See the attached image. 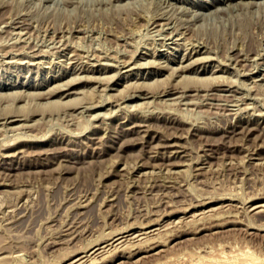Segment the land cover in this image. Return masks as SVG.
<instances>
[{
  "label": "rangeland",
  "instance_id": "374dc122",
  "mask_svg": "<svg viewBox=\"0 0 264 264\" xmlns=\"http://www.w3.org/2000/svg\"><path fill=\"white\" fill-rule=\"evenodd\" d=\"M62 1L65 2L66 0ZM62 1L0 0V88H2L0 89V120H4V122L0 121L1 128L3 127L4 123V128H2L0 132V168L2 169L0 170L3 172L2 173L0 171V264H54L55 262V264H64V262L68 264L70 261H72V257L74 260V257H77L78 255H80L82 258L80 259L81 261L79 260L75 262L76 264H78V262H82L79 264H264V230L262 229V226L264 228V210L260 211V209H264V140H261L264 139V54H261L264 53V15H262L264 13V11L262 13V9L264 8V0H262V2L261 0H253L255 3L257 2L256 4L252 0L250 1V4L248 0H239L241 6L239 5V2L237 0H221L222 2L219 0H129L131 2H129L128 0V2L126 0H75L74 2L67 0L65 3ZM195 2H197V5ZM226 2L233 7L228 6L229 9L225 8L226 11L223 12L225 10L224 7H227ZM246 2L250 6L246 5ZM230 3H234V5H231ZM259 3H263V5H259ZM257 4L259 7L257 6ZM217 5L219 10L221 7V10H224H220L219 12V10H217ZM235 5H237L238 7H235ZM206 6L208 9L205 8ZM242 6L245 9V6H247L248 8L244 10ZM261 6L263 8H261ZM232 8L234 9L232 10ZM238 8H242L243 11L240 10L239 13ZM192 9H195V12ZM209 10L213 13H210ZM227 10L229 11L227 12ZM255 10L259 12L258 14L260 15V19L259 16H256L258 14L255 12ZM217 11L219 12V14ZM250 11H252L251 13H253V18L256 17L254 18V20L259 19V22L258 20L255 21L258 23L254 22V24H252L254 20L251 19L252 17L250 16ZM242 14L244 15L243 17H241ZM245 14H248L249 18L248 15L246 16ZM157 16L159 17V19L157 18ZM167 17L170 19H167ZM240 17L243 18V21L242 19H239ZM244 17L245 19H247L245 20ZM9 19H16V21L13 20V22ZM148 19L149 21L153 19L152 21L154 22H149ZM17 20L19 22H17ZM169 20H171L172 23L171 21L169 23ZM249 20H253L251 24L247 22ZM8 21L10 23H8ZM162 21H164V27L165 25H167V28L165 27L164 29L165 31L167 30L168 33L164 32L163 26L161 27L162 24L159 25ZM242 26L244 27L242 28ZM254 26L257 27V29L254 28ZM19 27L21 28L19 29ZM158 27L163 30L162 32H159V35L161 36L157 35V32L161 31ZM72 28H74V30ZM60 29L63 30L61 31ZM79 29L82 31H79ZM14 30H16V33ZM176 30L181 31L177 32ZM241 30L243 31V33L241 32ZM12 31H14V33ZM63 32L64 34L62 35ZM249 33H251V35ZM20 34H23L24 37H22ZM188 34L191 35V38ZM164 35L166 39L164 38ZM259 35L261 38L259 37ZM193 36L195 39L193 38ZM15 37L16 42L14 43L13 41H15ZM177 37L180 38L178 39ZM184 37L190 39H188V41L186 40L187 42H185ZM258 37L260 38V40L262 39V42L259 41ZM202 38L206 41H204ZM189 40H191V42ZM195 40H197V42H195ZM202 41L208 43L204 46V44H202L204 42ZM255 42L259 43L255 44ZM233 44L235 45L234 47ZM254 44L258 48L260 53L254 46ZM185 45L187 46L186 48ZM245 45H248L250 47L247 46V49ZM239 46L240 49H242V47H245L244 49H242L241 53ZM205 47H207L206 50H204ZM231 47L232 49H230ZM177 48L180 53L177 51ZM180 49L183 50V53H185L188 49L190 50L183 54L182 50ZM229 49L231 51H228ZM249 49L251 51L255 49L256 51L250 52ZM156 50H158L159 52H156ZM72 51L74 53H72ZM192 51H197L200 54ZM210 51H214L215 53ZM147 52L151 54H148ZM70 53H72V55L74 56H72ZM194 53L199 58H202L203 56V58H205V56L207 55H209L207 56L209 58L206 57L207 59L205 60L202 58L204 61L202 59V61H200L198 60V57L195 58L196 55ZM228 53L231 56H229ZM232 53H235L236 55L234 54V56ZM27 54L30 55V58ZM31 54L33 56H31ZM78 54L79 56H77ZM243 54L244 56H246V58L243 56ZM246 54H249V59L247 58ZM250 54L252 55V58H254L253 56L255 54L254 59L256 60L252 59ZM259 54H261L262 56ZM66 55L69 56H67V58L69 59H66ZM181 55L182 57H180ZM199 55H201L202 57ZM210 55L213 56V58L211 57L212 59L210 58ZM219 55L222 57H220ZM152 56L155 63H153L154 61ZM215 56H217V59ZM218 56L220 58H218ZM224 56H226L225 59ZM75 57H78L79 61L75 60ZM84 57L86 59H84L85 61H83L82 59ZM230 57H232V60ZM93 58L94 61H92ZM122 58H124V60L126 59V62L128 63H126L125 61H119L123 60ZM128 58H131L133 61ZM182 58L184 60L181 61L180 59ZM194 58L195 60H193ZM72 59H74V61ZM107 59L110 61H108ZM134 59L138 60L136 61ZM151 59L152 63L151 65H149ZM189 59L191 65L187 61ZM219 59L222 60L220 61V64L218 63ZM226 59L227 61L223 62ZM114 60L118 62L116 63ZM196 60L197 62H195ZM69 61L71 64L69 63ZM102 61L105 63L108 62L107 65L101 63ZM138 61L140 62L138 63L140 66H133V64ZM142 61H145L147 63L149 62V64L147 65V63L144 62V66L142 64ZM164 61L165 64H169L165 66ZM66 62L68 63L66 64ZM94 62L97 63L93 65ZM110 62H113L114 67L113 64L109 65ZM121 62L123 65L121 64ZM198 62L200 65L198 64ZM250 62L251 64L253 63L252 68L250 66ZM86 63L87 65L89 64L90 67H87ZM159 63L161 66H159ZM185 63L189 64H186V69L188 70H185ZM233 63H235V65ZM246 63L248 65L247 67ZM259 63L261 64L259 65ZM129 64L134 68H130ZM155 64L157 65V67H155ZM163 64L164 67L162 66ZM78 65H80L81 68ZM176 65L178 66V68L176 67ZM171 66L173 67L172 70L176 67L178 71L174 69L173 73H171L172 70L171 72H169L168 70L171 69ZM213 67H216L215 72ZM97 68L98 70H100L97 71ZM124 68L127 69L125 70ZM193 68L197 69V71L193 70ZM205 68L208 70H205ZM237 68L239 69V73H237L236 71L238 70ZM63 69L69 71H63ZM117 69L118 71L116 72ZM240 69L243 71H241ZM73 70L76 72H74ZM224 70L227 72H225ZM248 70L250 71V74ZM137 72L139 75L137 74ZM193 72H195L196 74ZM111 73L112 75L108 76V74ZM182 73L188 75H183V77H180L182 76ZM216 73L224 75H222V77L220 75H216ZM236 73L238 76L236 75ZM78 74L81 77L79 76L75 80V78L73 77H76V75L78 76ZM91 74L94 78H92ZM95 74L99 77L103 75V80L106 77L104 83L103 80H101V77H96V79ZM190 74L191 76H195L191 77L189 76ZM225 74L226 76L228 75V79H224ZM82 75L87 76V78L84 76L82 78ZM215 75L219 78L217 77L214 79V77H216ZM71 76H73V79L70 78ZM187 76L190 78H187ZM204 76L208 77L205 78ZM209 76L212 79L209 78ZM110 77H113L112 81ZM177 77L178 79L180 77V81L182 79L183 80L179 82L177 80ZM79 78H81L82 80ZM85 78L88 80H84ZM172 78H174L175 80ZM197 78H200V82L201 80H204L202 81L204 82V84H202L201 82L202 85H195V83H197L198 81ZM252 78L258 79L254 80ZM69 79L74 83H70L71 81ZM108 79L110 80V82ZM206 79H211V81L209 82H212L214 79V81L212 82L213 84H209L208 80L206 81ZM65 80L69 81L68 87H66L67 84L65 82L67 81ZM192 80L195 82H192ZM216 80L217 82L220 81L219 83H217L218 85L214 84ZM61 81L66 86L62 83H59ZM175 81H178L180 84L178 82L176 83ZM199 81L197 84H200ZM256 81L260 84L258 83L257 85V83H255ZM81 82H84L85 84ZM171 82H174V84L176 83L177 85L181 86L177 88V85H175L174 87V84L170 85L172 84ZM190 82H192V84L189 87ZM252 82L254 83V85ZM4 83H6L7 85ZM37 83H39V86ZM55 83H58V85L60 84L61 86L59 87H63L64 89H59L58 86H52V84L56 85ZM187 83L188 88L186 86ZM205 84L206 86H204ZM140 85L143 86L141 87ZM163 85L166 86L163 87ZM133 86H137L136 91L134 90L135 88H133ZM145 86L147 89L143 88ZM184 86L188 90L183 88ZM201 86H204L205 88L208 86L207 88L209 89H205ZM48 87L51 89L50 91ZM51 87H53L54 90ZM101 87L105 88H102L101 90ZM116 87L119 90L116 91ZM154 87H157L156 89H161L162 87L163 88L161 91L156 89H154V91L152 89L151 91L150 88ZM198 87H200V89ZM81 88L83 89V92H81ZM174 88L177 89L175 90ZM179 88L185 89L186 91H180ZM192 88H195V90ZM197 88L198 90L196 92ZM230 88L232 91L230 90ZM79 89L80 91H78ZM163 89H165V91ZM44 90H48L47 93L45 91L46 94L44 93ZM64 91L68 94H65ZM69 91H71L72 93ZM149 91L151 92V94L149 93ZM163 91L165 94L163 93ZM187 91L190 94L194 92L193 94L195 95L193 96V94H191V96ZM17 92L18 94L16 95ZM39 92L43 93V95L41 94V96ZM143 92H146L147 95L150 94L148 98L146 97L147 95L145 96ZM177 92H180L181 94ZM195 92L198 94V96H200L196 99V101L194 100L195 102H193L192 100L197 97V94ZM36 93H38V95ZM48 93H51L52 95H48ZM63 93L68 97H64ZM110 93L113 94L110 95ZM115 93H117V95H114ZM127 93L130 94H128L129 97H127ZM132 93H135V95L131 96ZM167 93L170 98L167 96ZM176 93L177 96L174 97ZM221 93H223V96ZM44 94L47 97H45ZM184 94L185 96H183ZM13 95L16 96L13 97ZM143 95L144 98H142ZM54 96L60 100L56 99ZM71 96L75 98L77 97V102H75V98V101L72 100L73 98L71 99ZM108 96L115 102L107 99ZM220 96L222 99L220 98ZM59 97H62V101ZM189 97L191 98L192 102H188L190 101ZM201 97L203 100L201 99ZM180 98H182V100ZM49 99L50 101H45ZM68 99L70 100L69 105L67 103L68 101L65 102V100ZM144 99H146V103ZM174 99L176 100L174 101ZM183 99L185 100V102ZM51 100L53 102H55L56 100V102L52 103ZM172 100L174 103H171ZM116 101L119 102L116 103ZM142 101H144V103ZM219 101L222 104L218 103L217 105L216 102ZM222 101H225L226 103H223ZM58 102L59 104H57ZM138 102L142 103L139 104ZM236 102L239 104V107L237 106L238 104ZM121 103H123L124 105H122ZM75 104L78 105V107H76ZM93 104L94 107L92 106ZM248 104L250 108H247ZM62 105H64V108L62 107ZM118 105L124 107H120V109L118 108ZM66 106L68 107V109ZM69 106H71L72 108H70ZM85 106H87V109ZM112 106H114L116 110L118 108L119 111H115V108ZM125 106L126 108L128 107V109H125ZM132 106L136 108L134 109V107L132 108ZM251 106L253 109L251 108ZM80 107L84 108H82L83 113H81L82 111ZM137 107L141 110H137ZM69 108L73 110V112ZM12 109L16 110L12 111ZM123 109H125L126 111ZM246 109L248 110V112ZM57 110H60L61 112H57ZM62 110L65 112L66 110H69L70 112L67 111L68 113L66 112V115ZM108 110L110 111L108 112ZM111 110H114V112H112ZM233 110H235V112H233ZM251 110L255 111H253L252 113ZM4 111H6V114H10H7L8 116H6ZM19 111H21L22 113ZM167 111L171 112L168 113ZM228 111L230 114L228 113ZM237 111H239L241 114ZM12 112H15V115L11 114ZM33 112L34 114H32ZM91 112H95L96 114L101 116L98 117V115H95V113L93 114ZM175 112H177L178 114L176 115ZM250 112L253 115L250 114ZM23 113L25 115H22ZM29 113L30 115H28ZM235 113L237 114V116H235ZM142 114L143 116H141ZM231 114L234 115L231 117L232 119L228 117L229 115L231 116ZM94 115L96 117L92 119ZM112 115L116 116L113 117ZM119 115L120 117L122 116L120 119ZM3 116H6V118ZM20 117H23V120ZM30 117H32V119H30ZM168 117L171 119H169ZM174 117L175 120L173 119ZM227 117L229 118V120L227 119L228 121H226ZM27 118H29V120ZM127 118L128 120L126 121ZM233 118L235 120L236 118L238 119L235 121ZM247 118L248 120H246ZM7 120H9L10 122ZM179 120L183 121V124ZM139 121H141L142 123ZM169 121L173 122L171 123ZM176 121H179L180 124L179 122L177 124ZM18 122H20V126L16 124ZM22 122L25 126L21 124ZM131 122L135 124L131 125ZM234 122L237 125H235ZM27 123L28 125H26ZM139 123L140 126L138 127ZM145 123L147 124L148 129L145 126ZM188 123L191 124V127H189L190 125ZM226 123L227 127L225 126ZM254 123L259 126L255 125ZM186 124H188V128H186ZM195 124H200L202 126H196ZM246 124H249V127L251 126L250 128L253 129L250 132L252 134H249L251 135V137H249L248 134H237L232 131V129H234L236 126L238 127V130L240 128H249ZM133 125L134 127H132ZM7 126L9 128H7ZM14 126L20 127L24 132L21 131L22 133H20L21 129L18 130L19 128L16 129V127ZM23 126L24 128H22ZM125 126L126 131L124 128ZM224 126L230 130H227ZM217 127H219L220 129H218ZM230 127L233 128L231 129ZM257 127L258 129H256ZM5 128H7L8 131ZM10 128H13V131ZM132 128L136 129L133 130ZM130 129L133 130V132H129L131 131ZM5 130L7 131V133ZM119 130L123 137L121 136ZM226 130L228 133L226 132ZM15 131L17 132L15 133ZM137 131L141 135H139ZM142 131H147L149 133L146 132L145 135V132L142 134ZM171 131L175 135H173ZM2 132L5 133V135H2ZM9 132L11 133V135L9 134ZM177 132L179 134H177ZM17 133L18 136L16 135ZM169 133L172 134V136ZM93 134L95 136L97 135V137L93 136ZM153 134L155 135V137H153ZM12 135L17 138H13L15 140V142L13 141L14 146L13 142L12 144H10L11 142H9L13 140ZM90 135L92 138L90 137ZM101 135L103 138L99 137ZM138 135L139 137H143L140 138L141 142ZM159 135H161V137ZM131 136L133 137L131 138ZM244 136L245 139H243ZM247 137L248 140L246 139ZM113 138H115L116 140L114 139V141H112ZM149 138L152 140H150ZM100 139L101 141H104V143H102ZM135 139H138V141L136 142ZM150 141L152 144L150 143ZM252 141L255 143V147L257 148L253 147L254 143ZM260 141H262L261 143L263 144H260ZM160 142L161 145H164L165 142L169 143L171 147H161ZM173 142H177V144ZM244 142H246V144H249V146ZM18 144L20 148L17 146ZM137 144L139 145V147ZM63 145L67 146H65L66 149ZM244 145L246 146L243 147ZM5 146H13V148H8ZM52 146H56L55 149ZM71 146L73 150L70 149ZM47 147H50L51 149L49 148L45 150ZM154 147H156L160 152H157V149H155ZM252 147L255 151L252 150ZM52 148L53 150H55V153H53L54 151H52ZM150 148H153V150L155 149L157 153L155 152V150H150ZM14 149L15 151L18 149L16 151L17 153L13 151ZM43 149L48 153L44 152ZM56 149L60 151L58 152L57 150L56 152ZM64 149L68 152H65ZM99 149L104 150L100 151ZM173 149L175 150V152L172 151ZM41 150H43L42 154L40 153ZM163 150H165L166 152H164ZM168 150L169 153L167 152ZM3 152L6 153L4 154ZM71 152H73V154ZM154 152L159 155L157 156ZM176 152L177 155L175 156ZM60 153H62L63 155H61ZM64 153L68 154V156ZM47 154L49 155L46 156ZM146 154H148L149 157ZM150 154L152 155V159H150ZM169 154L171 155V158L169 157ZM153 155L155 156V158ZM62 156L65 157L63 158ZM73 156L74 159L77 160H74L72 158ZM161 157L164 159L162 160ZM65 158L66 161H64ZM167 158L169 160H167ZM70 159H73V161H70ZM114 159L115 162L113 161ZM157 160L160 162H158ZM170 160L173 162V165L171 164ZM61 161L64 162L59 163ZM168 161H170L169 163L171 166L168 164ZM152 162H154V164ZM174 162H178L179 164L175 165L176 163ZM42 163L47 164V166ZM50 163H52L53 165ZM157 163H159V165ZM166 164H168L169 166ZM196 166L200 167L201 170H196ZM167 167H170V169H167ZM54 171H58V173H54ZM59 171H61V173ZM201 171L202 173H200ZM56 174L60 175L57 176ZM158 174L160 175L159 177ZM163 177L168 181L169 185L166 183L167 181L164 180ZM150 181L152 182L150 183ZM153 181L155 183L157 182L156 184H160L156 185ZM147 183L148 186L146 185ZM164 183L168 185V187L164 185ZM16 196L19 199H17ZM29 198L31 199L28 200ZM10 202L12 203L10 204ZM15 202H17L18 204H15ZM75 203L77 204L73 208L72 206H74ZM25 204L27 208L29 207V209L26 208ZM78 204H82L80 205V208ZM16 205H18L17 209H15ZM8 206L10 207V209H8ZM2 207L4 208L2 209ZM83 209L84 211H82ZM9 210L12 211L10 212ZM1 211H3L4 213ZM19 211H21L23 215L21 214V212L18 213ZM16 213L21 215L18 216V214ZM9 216L10 218H8ZM9 219L12 220V222H8L7 220ZM13 219L15 223L13 222ZM141 220L146 222L145 225L142 224ZM138 222L140 226H138ZM148 222H150V224ZM130 224L132 229H130ZM132 224L133 226H135L133 227ZM144 230L146 232V235L142 233L141 237H139L142 240L143 238L146 239H144L142 243L140 239H137L142 246L137 243L138 241L135 242L136 240L130 239V237L133 236V232H144ZM116 235H118V237ZM114 236L116 238H114ZM145 236H147L149 240ZM150 237L152 238V240H150ZM117 238H120V240L118 241ZM102 239L105 240L103 241ZM115 240L116 242L118 241V244H116ZM147 240L148 242L151 241V244H146ZM120 241H122L124 244L120 243ZM132 242L133 244L137 243L138 245L134 246ZM91 244L93 246H91ZM128 244H131L130 246L134 247L135 249L131 248ZM117 247H120L119 250L117 249ZM136 247L141 250H138ZM99 248L101 249L97 250ZM92 249L94 250L91 251ZM114 249L117 251H115ZM92 252L95 253L93 254ZM240 252H244V255L242 253L240 254ZM252 253H254V256L252 255ZM66 255L68 258L66 257ZM180 256L188 257L184 258L186 262H183L181 260L179 261V259L181 258L182 260H184L183 257ZM247 257H253L256 259H258L257 257H259V259L257 261L256 259L251 258L253 259L251 261ZM190 258H192L195 262ZM244 259H247V261H244ZM189 260L191 261L189 262ZM173 261L177 262L174 263Z\"/></svg>",
  "mask_w": 264,
  "mask_h": 264
},
{
  "label": "bare ground",
  "instance_id": "6f19581e",
  "mask_svg": "<svg viewBox=\"0 0 264 264\" xmlns=\"http://www.w3.org/2000/svg\"><path fill=\"white\" fill-rule=\"evenodd\" d=\"M61 1H62V0H61ZM66 1H67V0H66ZM66 1H65V2H66ZM68 1H69V0H68ZM70 1H71V2H74L75 0H73V1L70 0ZM76 1H77V0H76ZM116 1H117V0H116ZM119 1H120V0H119ZM126 1H127V0H126ZM128 1H129V0H128ZM128 1H127V2H128ZM168 1H170V0H168ZM172 1H173V0H172ZM174 1H175V0H174ZM180 1H182V0H180ZM205 1H206V0H205ZM219 1H221V0H219ZM219 1H218V2H219ZM228 1H229V0H228ZM228 1H227V2H228ZM233 1H234V0H233ZM237 1L239 2V0H237ZM250 1H251V0H248L249 4H250ZM252 1H253V0H252ZM254 1H255V0H254ZM254 1H253V2H254ZM62 2H64V1H62ZM65 2H64V3H65ZM129 2H131V1H129ZM166 2H167V1H166ZM186 2H188V1H186ZM198 2H199V1H198ZM200 2H201V1H200ZM207 2H208V1H207ZM214 2H215V1H214ZM221 2H222V1H221ZM227 2H226V3H227ZM238 2H237V3H238ZM241 2H243V1H241ZM253 2H251V3H253ZM261 2H262V0H261ZM67 3H68V2H67ZM67 3H66V4H67ZM163 3H164V1H163ZM174 3H175V2H174ZM191 3H192V2H191ZM195 3H196V5H197V2H195ZM202 3H203V2H202ZM211 3H212V1H211ZM211 3H210V4H211ZM224 3H225V1H224ZM246 3H247V2H246ZM254 3H255V2H254ZM256 3H257V2H256ZM256 3H255V4H256ZM68 4H69V3H68ZM71 4H73V3H71ZM170 4H171V3H170ZM193 4H194V3H193ZM200 4H201V3H200ZM207 4H208V3H207ZM207 4H205V5H207ZM210 4H209V5H210ZM219 4H220V3H219ZM230 4H231V3H230ZM240 4H241V3L239 2V5H240ZM242 4H243V3H242ZM261 4L263 5V3H261ZM261 4L259 3V5H261ZM171 5H172V4H171ZM209 5H208V6H209ZM212 5H213V4H212ZM214 5H215V3H214ZM221 5H222V4H221ZM231 5H234V3L231 4ZM246 5H248V3H247ZM190 6H191V5H190ZM192 6H193V5H192ZM222 6H223V5H222ZM228 6H229V7H233V6H230L229 3H227V7H224V6H223V7H224V9H225V8H228ZM236 6H237V5H235V7H236ZM240 6H241V5H240ZM248 6H250V5H248ZM252 6H253V5H252ZM254 6H255V5H254ZM257 6H258V4H257ZM171 7H172V6H171ZM195 7H196V6H195ZM199 7H200V6H199ZM202 7H203V6H202ZM219 7H220V6H219ZM237 7H238V6H237ZM245 7H246V9L248 8L247 6H245ZM258 7H259V6H258ZM193 8H194V7H193ZM200 8H201V7H200ZM203 8H204V7H203ZM205 8H207V6H206ZM213 8H214V7H213ZM217 8H218V5H217ZM242 8H244V7L242 6ZM242 8H240V9L238 8L239 11H238V10H237V11L240 13V10L243 11ZM255 8H256V7H255ZM255 8H253V9H255ZM261 8H263V7L261 6ZM207 9H208V8H207ZM211 9H212V8H211ZM211 9H210V10H211ZM215 9H216V8H215ZM221 9H222V7L220 8V10H221ZM224 9H223V10H224ZM228 9H229V8H228ZM233 9H234V8H232V10H233ZM246 9L244 8V10H246ZM259 9H260V8H259ZM263 9H264V8H263ZM263 9H262V13H263V11H264ZM192 10H193V9H192ZM194 10H195V9H194ZM194 10H193V11H194ZM200 10H201V9H200ZM210 10H209V12H210ZM212 10H213V9H212ZM217 10H219V8H218ZM220 10H219V12H220ZM223 10H221V11H223ZM248 10H250V9H248ZM203 11H204V10H203ZM214 11H215V10H214ZM225 11H226V9H225L223 12H225ZM228 11H229V10H227V12H228ZM194 12H195V11H194ZM211 12H212V11H211ZM211 12H210V13H211ZM215 12H216V11H215ZM217 12H218V11H217ZM219 12H218V14H219ZM223 12H222V13H223ZM227 12H226V13H227ZM244 12H245V11H244ZM244 12H243V14H244ZM246 12H247V11H246ZM251 12H252V11H250V13H251ZM255 12H256L257 14L259 13V12L256 11V10H255ZM212 13H213V12H212ZM241 13H242V12H241ZM260 13H261V11H260ZM163 14H164V13H163ZM201 14H202V13H201ZM243 14H242L241 17L244 16ZM159 15H160V14H159ZM159 15H158V16H159ZM164 15H165V14H164ZM239 15H240V14H239ZM245 15H246V14H245ZM247 15H248V14H247ZM247 15H246V16H247ZM262 15H264V13H263ZM158 16H157V18L159 19ZM250 16L252 17V18H251V17H250V18L253 19V20H254V18H256V17L253 18V13H251ZM256 16H259V19H260V15H259V14L256 15ZM195 17H196V15H195ZM241 17H240L239 19H242V21H243V18H241ZM151 18H152V17H151ZM153 18H155V17H153ZM165 18H166V17H165ZM248 18H249V15H248ZM257 18H258V17H257ZM10 19H11V18H10ZM10 19H9V20H10ZM149 19H150V18H149ZM149 19H148V21H149ZM167 19H170V18L167 17ZM194 19H196V18H194ZM244 19H245V17H244ZM246 19H247V18H246ZM246 19H245V20H246ZM259 19H256V20H258V22H259ZM261 19H262V18H261ZM7 20H8V19H7ZM13 20L16 21V19H13ZM13 20H10V21H13ZM18 20H19V19H18ZM18 20H17V22H19ZM146 20H147V19H146ZM152 20H153V19H152ZM152 20H150V21H152ZM245 20H244V21H245ZM253 20H252V21H253ZM256 20H254L253 23H252L251 20H249V21H247V22H249L250 24H251V23L254 24V22H255ZM150 21H149V22H150ZM170 21H171V20H169V23H170ZM250 21H251V22H250ZM6 22H7V21H6ZM13 22H14V21H13ZM20 22H21V20H20ZM146 22H147V21H146ZM149 22H148V24H149ZM152 22H154V21H152ZM157 22H158V20H157ZM165 22H166V21H165ZM258 22H255V23H258ZM260 22H261V21H260ZM8 23H10V22L8 21ZM11 23H12V22H11ZM167 23H168V22H167ZM171 23H172V21H171ZM241 23H244V22H241ZM154 24H155V23H154ZM161 24H162V25H161ZM163 24H164V21H162L159 25H161V27H162ZM17 25H19V24H17ZM17 25H16V27H17ZM20 25H21V24H20ZM255 25H256V24H255ZM261 25H262V23H261ZM4 26H5V24H4ZM21 26H22V25H21ZM153 26H154V25H153ZM155 26H156V25H155ZM247 26H249V25H247ZM247 26H245V27H247ZM259 26H260V25H259ZM14 27H15V25H14ZM165 27L167 28V25H165ZM165 27L163 26V29H164ZM240 27H241V25H240ZM243 27H244V26H242V28H243ZM20 28H21V27H19V29H20ZM74 28H75V27H74ZM74 28H72V29L74 30ZM153 28H154V27H153ZM158 28H159V27H158ZM170 28H171V25H170ZM254 28L257 29V27H255V26H254ZM13 29H14V28H13ZM75 29H76V28H75ZM159 29H160V28H159ZM175 29H176V28H175ZM177 29H178V28H177ZM60 30L62 31L63 29H60ZM64 30H65V29H64ZM77 30H78V28H77ZM77 30H76V32H77ZM157 30H158V29H157ZM157 30H156V31H157ZM160 30H161V29H160ZM170 30H172V29H170ZM185 30H186V29H185ZM191 30H192V29H191ZM14 31H15V33H16V30H14ZM14 31H12V32L14 33ZM19 31H21V30H19ZM61 31H60V32H61ZM79 31H82V30L79 29ZM162 31H163V30L158 31V32H157L158 34H157V33H156V34L159 35V32H162ZM176 31L179 32V31H181V30H179V31L176 30ZM176 31H175V33H176ZM182 31H183V30H182ZM164 32H167V30L165 31V29H164ZM164 32H163V33H164ZM241 32L243 33L242 30H241ZM249 32H250V31H249ZM13 33H12V34H13ZM17 33H18V31H17ZM20 33H22V32H20ZM167 33H168V32H167ZM173 33H174V32H173ZM183 33H186V32H183ZM187 33H188V31H187ZM189 33H190V32H189ZM24 34H25V32H24ZM63 34H64V32L62 33V35H63ZM169 34H171V33H169ZM180 34H181V32H180ZM249 34L251 35V33H249ZM256 34H259V33H256ZM20 35H21V34H20ZM62 35H61V36H62ZM165 35H166V34H165ZM165 35H164V38H165ZM182 35H183V34H182ZM184 35H185V34H184ZM188 35H189V34H188ZM18 36H19V35H18ZM21 36L24 37L23 34H22ZM159 36H161V35H159ZM168 36H169V35H168ZM180 36H181V35H180ZM189 36H190V38H191V35H189ZM252 36H253V35H252ZM11 37H12V36H11ZM181 37H182V36H181ZM185 37H186V36H185ZM185 37H184L185 42H187L188 39H190V38L187 39V38H185ZM254 37H255V36H254ZM259 37H260V35H259ZM259 37H258V38H259ZM12 38H13V37H12ZM177 38H178V37H177ZM179 38H180V37H179ZM179 38H178V39H179ZM182 38H183V37H182ZM193 38H194V36H193ZM199 38H201V37H199ZM222 38H223V36H222ZM260 38H261V37H260ZM260 38H259V41L262 40V39L260 40ZM17 39H18V38H17ZM23 39H24V38H23ZM165 39H166V38H165ZM165 39H164V40H165ZM194 39H195V38H194ZM194 39H193V40H194ZM196 39H197V38H196ZM202 39H203V38H202ZM13 40H14V39H13ZM13 40H12V41H13ZM21 40H22V39H21ZM186 40H187V41H186ZM199 40H201V39H199ZM203 40H204V39H203ZM245 40H246V39H245ZM18 41H19V40H18ZM18 41H17V43H18ZM160 41H161V40H160ZM174 41H175V40H174ZM189 41L191 42V40H189ZM204 41H206V40H204ZM204 41H202V42H204ZM13 42H14V43L16 42V37H15V41H13ZM158 42H159V41H158ZM182 42H183V40H182ZM185 42H184V43H185ZM192 42H193V41H192ZM195 42H197V40H195ZM244 42H245V41H244ZM261 42H262V41H261ZM14 43H13V44H14ZM155 43H156V42H155ZM165 43H167V42H165ZM175 43H176V42H175ZM188 43H189V42H188ZM193 43H194V42H193ZM200 43H201V42H200ZM207 43H208V42H207ZM207 43L204 42V43H202V44H204V46H205V44H207ZM257 43H259V42H257ZM257 43L255 42V44H257ZM263 43H264V42H263ZM181 44H182V43H181ZM185 44H186V43H185ZM196 44H197V43H196ZM196 44H195V45H196ZM202 44H201V45H202ZM241 44H243V43H241ZM246 44H247V41H246ZM255 44H254V46H255ZM160 45H161V44H160ZM177 45H179V44H177ZM183 45H184V44H183ZM189 45H191V44H189ZM260 45H261V44H260ZM206 46H207V45H206ZM234 46H235V45L233 44V47H234ZM241 46H242V45H241ZM245 46H246V45H245ZM247 46H248V45H247ZM247 46H246V47H247ZM257 46H258V45H257ZM175 47H176V46H175ZM180 47H182V46H180ZM186 47H187V46L185 45V48H186ZM190 47H191V46H190ZM195 47H196V46H195ZM200 47H201V46H200ZM210 47H211V46H210ZM210 47H209V48H210ZM237 47H238V46H237ZM237 47H236V48H237ZM248 47H250V46H248ZM248 47H247V49H248ZM255 47H256V46H255ZM255 47H253V48H255ZM260 47H262V46H260ZM183 48H184V46H183ZM185 48H184V50H185ZM191 48H192V47H191ZM206 48H207V47H205V49H204V48H203V49L206 50ZM211 48H212V47H211ZM211 48H210V49H211ZM244 48H245V47H244ZM244 48L242 47V49H244ZM197 49H198V48H197ZM213 49H214V48H213ZM230 49H232V47H231ZM230 49H229L228 51H231ZM239 49H240V46H239ZM242 49H240V53H241ZM256 49L258 50L257 47H256ZM260 49H262V48H260ZM152 50H153V49H152ZM174 50H175V49H174ZM180 50H182V49H180ZM186 50H187V49H186ZM188 50H190V49H188ZM188 50H187V51H188ZM192 50H193V49H192ZM249 50H250V49H249ZM153 51H154V50H153ZM177 51H178V48H177ZM187 51H186V52H187ZM235 51H236V50H235ZM247 51H248V50H247ZM247 51H246V53H247ZM252 51L255 52L256 50L253 49ZM252 51L250 50V52H252ZM260 51H261V50H260ZM262 51H263V50H262ZM150 52H151V51H150ZM156 52H159V51L156 50ZM178 52L180 53V51H178ZM186 52H185V53H186ZM192 52H195V51H192ZM196 52H197V51H196ZM196 52H195V53H196ZM210 52L215 53L216 50H215V52H214V51H210ZM237 52H238V51H237ZM258 52H259V50H258ZM72 53H74V52L72 51ZM72 53H70V54L72 55ZM75 53H76V52H75ZM142 53H143V52H142ZM145 53H146V52H145ZM147 53H148V54H151V53H149V52H147ZM175 53H176V52H175ZM179 53H178V55H179ZM182 53H183V50H182ZM185 53H183V54H185ZM195 53H194V54H195ZM197 53H198V52H197ZM248 53H249V52H248ZM259 53H260V52H259ZM29 54H30V53H29ZM139 54H140V53H139ZM156 54H157V53H156ZM198 54H200V53H198ZM226 54H227V53H226ZM232 54H233V53H232ZM234 54H235V53H234ZM234 54H233V55H234ZM261 54H264V53H261ZM261 54H259V55H261ZM1 55H2V54H1ZM27 55H28V54H27ZM71 55H70V56H71ZM84 55H85V54H84ZM84 55H83V56H84ZM142 55H143V54H142ZM152 55H153V54H152ZM154 55H155V53H154ZM175 55H176V54H175ZM188 55H189V54H188ZM188 55H187V56H188ZM192 55H193V53H192ZM195 55H196V54H195ZM195 55H194V56H195ZM201 55H203V54H201ZM201 55H199V56H201ZM204 55H205V54H204ZM214 55H215V54H214ZM216 55H218V54H216ZM228 55H229V53H228ZM235 55H236V54H235ZM235 55H234V56H235ZM237 55H238V54H237ZM241 55H242V54H241ZM246 55H247V54H246ZM248 55H249V54H248ZM248 55H247V58L249 59L250 56L248 57ZM250 55H251V54H250ZM256 55H257V53H256ZM259 55H258V57H259ZM28 56H29V58H30V55H28ZM31 56H33V55L31 54ZM34 56H35V55H34ZM67 56H68V55H66V59H69V58H67ZM72 56H74V55H72ZM77 56H79V54H78ZM83 56H82V57H83ZM89 56H90V55H89ZM106 56H108V55H106ZM106 56H105V57H106ZM190 56H191V55H190ZM207 56H209V55H207ZM207 56H205V58H203L204 56H203V57L201 56V57L205 60V59L209 58V57H207ZM219 56H220V55H219ZM219 56H218V58L222 57V56H220V57H219ZM226 56H227V55H226ZM226 56H224V59H225ZM229 56H231V55H229ZM243 56H244V54H243ZM261 56H262V55H261ZM263 56H264V55H263ZM12 57H13V56H12ZM68 57H69V56H68ZM94 57H95V56H94ZM108 57H110V56H108ZM173 57H174V56H173ZM180 57H182V55H181ZM183 57H184V56H183ZM197 57H198V56L196 55L195 58H197ZM206 57H207V58H206ZM211 57L213 58V56L210 55V58H211ZM215 57H216V59H217V56H215ZM227 57H228V56H227ZM236 57H237V56H236ZM239 57H240V56H239ZM244 57L246 58V56H244ZM244 57H243V58H244ZM253 57L255 58V54H254ZM29 58H28V59H29ZM70 58H71V57H70ZM72 58H73V57H72ZM75 58H76V57H75ZM80 58H81V56H80ZM87 58H88V55H87ZM89 58H91V57H89ZM97 58H98V57H97ZM111 58H112V57H111ZM111 58H110V59H111ZM132 58H133V57H132ZM138 58H139V57H138ZM142 58H143V57H142ZM146 58H147V57H146ZM152 58H153V56H152ZM169 58H170V57H169ZM195 58H194L193 60H195ZM202 58H199V57H198V60L202 61V60H203ZM212 58H211V59H212ZM230 58H231V60H232V57H230ZM234 58H235V57H234ZM251 58H252V55H251ZM254 58H252V59H254ZM260 58H261V57H260ZM262 58H263V57H262ZM28 59H27V60H28ZM82 59H83V61L86 60L85 57L82 58ZM84 59H85V60H84ZM100 59H101V58H100ZM105 59H106V58H105ZM108 59H109V58H108ZM108 59H107V60H108ZM122 59H123V60H119V59H118V60H119V61H122V62H124V61L126 62V61H127L126 59L124 60V58H122ZM128 59H131V58H128ZM143 59H144V58H143ZM155 59H156V58H155ZM174 59H175V58H174ZM201 59H202V60H201ZM214 59H215V58H214ZM216 59H215V60H216ZM222 59H223V58H222ZM235 59H237V58H235ZM241 59H242V58H241ZM241 59H240V60H241ZM32 60H34V59H32ZM72 60L74 61V59H72ZM75 60H78V61H79L78 57H77ZM87 60H88V59H87ZM95 60H96V58H95ZM97 60H98V59H97ZM102 60H103V59H102ZM111 60H112V59H111ZM115 60H117V59H115ZM115 60H114V61H115ZM131 60H132V59H131ZM134 60L137 61L138 59H134ZM139 60H140V59H139ZM147 60H149V59H147ZM147 60H146V61H147ZM166 60H167V59H166ZM168 60H169V59H168ZM180 60L182 61V60H184V59L182 58V59H180ZM191 60H192V59H191ZM193 60H192V61H193ZM204 60H203V61H204ZM209 60H210V59H209ZM231 60H230V61H231ZM237 60H238V59H237ZM250 60H251V59H250ZM254 60H256V59H254ZM29 61H30V60H29ZM29 61H28V62H29ZM70 61H71V60H70ZM70 61H69V63H70ZM80 61H81V60H80ZM92 61H94V58H93ZM98 61H99V60H98ZM100 61H101V60H100ZM108 61H110V60H108ZM112 61H113V60H112ZM128 61H129V60H128ZM132 61H133V60H132ZM132 61H131V62H132ZM153 61H154V58H153ZM169 61H170V60H169ZM181 61H179V62H181ZM187 61L189 62L190 59L187 60ZM220 61H222V60L219 59V62H218V60H217V62H218L219 64H220ZM226 61H227V59H226L225 61H223V62H226ZM234 61H235V60H234ZM247 61H248V60H247ZM263 61H264V60H263ZM28 62H26V63H28ZM37 62H39V61H37ZM89 62H90V61H89ZM89 62H88V63H89ZM106 62H107V61H106ZM115 62H116V61H115ZM117 62H118V61H117ZM117 62H116V63H117ZM122 62H121V64H122ZM142 62H143V61H142ZM144 62H145V61H144ZM144 62L142 63L143 65H144ZM157 62H158V60H157ZM166 62H167V61H166ZM184 62H185V61H184ZM193 62H194V61H193ZM195 62H197V60H196ZM213 62H214V61H213ZM237 62H238V61H237ZM259 62H260V61H259ZM31 63H33V62H31ZM34 63H35V62H34ZM67 63H68V62H66V64H67ZM75 63H76V62H75ZM95 63H97V62H94L93 65H95ZM101 63L107 65L108 62L105 63V62L102 61ZM126 63H128V62H126ZM136 63H137V64H136ZM138 63H140V62H139V61H138V62H135V64H133V66H134V65H138V66H140ZM145 63H147V62H145ZM151 63H152V59H151L150 64H149V62H148L147 65H148V64L151 65ZM153 63H155V61H154ZM176 63H177V61H176ZM203 63H204V62H203ZM214 63H215V62H214ZM218 63H217V65H218ZM229 63H230V62H229ZM229 63H228V64H229ZM243 63H244V62H243ZM256 63H257V62H256ZM70 64H71V63H70ZM99 64H100V63H99ZM111 64H113V62H110L109 65H111ZM124 64H125V63H124ZM142 64H141V65H142ZM156 64H158V63H156ZM156 64H155V65H156ZM164 64H165V61H164ZM164 64L162 65L163 67H164ZM168 64H169V63H168ZM168 64L166 63L165 66H167ZM180 64H181V63H180ZM186 64L189 65L190 62H189V64H188V63H185V66H186ZM198 64H199V62H198ZM224 64H225V63H224ZM233 64L235 65V63H233ZM244 64H245V63H244ZM244 64H243V66H244ZM248 64H249V62H248ZM250 64H251V62H250ZM252 64H253V63H252ZM252 64L250 65L251 68H252ZM260 64H261V63H259V65H260ZM263 64H264V63H263ZM82 65H83V64H82ZM86 65H87V63H86ZM115 65H116V64H115ZM118 65H119V64H118ZM122 65H123V64H122ZM125 65H126V64H125ZM129 65H130V64H129ZM129 65H127V66H129ZM143 65H142V66H143ZM152 65H154V64H152ZM177 65H178V64H177ZM177 65H176V67L178 68ZM183 65H184V64H183ZM183 65H182V66H183ZM190 65H191V64H190ZM199 65H200V64H199ZM206 65H207V64H206ZM206 65H205V67H206ZM214 65H215V64H214ZM225 65H226V64H225ZM238 65H239V64H238ZM241 65H242V64H241ZM254 65H255V64H254ZM68 66H69V65H68ZM68 66H66V67H68ZM73 66H74V64H73ZM78 66H80V65H78ZM88 66H89V64L87 65V67H88ZM97 66H98V65H97ZM100 66H101V65H100ZM102 66H103V65H102ZM133 66L130 65V68H132ZM138 66H137V67H138ZM142 66H141V67H142ZM144 66H145V65H144ZM159 66H161L160 63H159ZM179 66H180V65H179ZM182 66H181V67H182ZM209 66H211V65H209ZM219 66H220V65H219ZM223 66H224V65H223ZM227 66H228V65H227ZM227 66H226V68H227ZM247 66H248V65H247V63H246V67H247ZM71 67H72V66H71ZM83 67H84V66H83ZM89 67H90V66H89ZM94 67H96V66H94ZM106 67H108V66H106ZM113 67H114V64H113ZM116 67H118V66H116ZM155 67H157V65H156ZM155 67H154V68H155ZM174 67H175V66H174ZM176 67H175L174 69L177 70ZM181 67H179V68H181ZM188 67H190V66H188ZM199 67H200V66H199ZM201 67H202V66H201ZM230 67H231V66H230ZM246 67H245V68H246ZM255 67H256V66H255ZM63 68H64V67H63ZM72 68H73V67H72ZM80 68H81V66H80ZM110 68H111V67H110ZM110 68H109V69H110ZM119 68H120V67H119ZM119 68H118V69H119ZM128 68H129V67H128ZM130 68H129V69H130ZM133 68H134V67H133ZM139 68H140V67H139ZM161 68H162V67H161ZM170 68H171V69L168 68V69H169V70H168L169 72H171V70H172L173 67L171 66ZM183 68H184V67H183ZM183 68H182V69H183ZM186 68H187V66L185 67V70H188V69H186ZM195 68H196V67H195ZM213 68H214V67H213ZM224 68H225V67H224ZM232 68H233V66H232ZM248 68H249V67H248ZM251 68H250V69H251ZM253 68H254V67H253ZM65 69H66V68H65ZM65 69H63V71H66ZM76 69H77V67H76ZM76 69H75V70H76ZM101 69H102V67H101ZM112 69H113V68H112ZM118 69L116 70V72L118 71ZM122 69H123V68H122ZM124 69L126 70L127 68H124ZM156 69H157V68H156ZM156 69H155V70H156ZM163 69H164V68H163ZM165 69H166V67H165ZM174 69L172 70L171 73H173ZM190 69H191V68H190ZM215 69H216V67L214 68V72H215ZM217 69H218V68H217ZM228 69H229V68H228ZM228 69H227V70H228ZM237 69H238V68H237ZM250 69H249V70H250ZM69 70H70V68H69ZM69 70H68V71H69ZM99 70H100V69H99ZM99 70H98V68H97V71H99ZM103 70H105V69H103ZM185 70H183V71H185ZM193 70H196V71H197V69H194V68H193ZM205 70H208V69L205 68ZM210 70H211V69H210ZM210 70H209V71H210ZM222 70H223V69H222ZM240 70H241V69H240ZM249 70H248V72H249V74H250V71H249ZM68 71H66V72H68ZM73 71H74V70H73ZM77 71H78V69H77ZM92 71H94V70H92ZM108 71H109V70H108ZM120 71H121V70H120ZM127 71H128V70H127ZM153 71H154V70H153ZM166 71H167V70H166ZM177 71H178V70H177ZM181 71H182V70H181ZM181 71H180V72H181ZM198 71H200V70H198ZM209 71H208V72H209ZM212 71H213V69H212ZM212 71H211V72H212ZM224 71H225V70H224ZM236 71H237V73H239V72H238L239 69L236 70ZM241 71H243V70H241ZM241 71H240V74H241ZM252 71H253V70H252ZM74 72H76V71H74ZM83 72H84V71H83ZM101 72H102V71H101ZM111 72H112V71H111ZM148 72H149V71H148ZM155 72H156V71H155ZM155 72H153V73H155ZM158 72H159V71H158ZM189 72H190V71H189ZM204 72H205V71H204ZM211 72H210V73H211ZM214 72H213V73H214ZM225 72H227V71H225ZM246 72H247V71H246ZM246 72H245V73H246ZM99 73H100V72H99ZM118 73H119V72H118ZM156 73H157V72H156ZM176 73H177V72H176ZM193 73H195V72H193ZM237 73H236V75H237ZM66 74H67V73H66ZM73 74H74V73H73ZM75 74H77V73H75ZM84 74H85V73H84ZM96 74H97V73H96ZM96 74H95V78H96V77H97V78H100V77H101V80H103V77H102L103 75H101V76L99 77L98 75L96 76ZM102 74H103V73H102ZM115 74H116V73H115ZM130 74H131V73H130ZM137 74H138V72H137ZM195 74H196V73H195ZM243 74H244V72H243ZM263 74H264V73H263ZM263 74H262V76H263ZM57 75H58V74H57ZM57 75H56V76H57ZM104 75H105V74H104ZM111 75H112V73H111V74H108V76H111ZM113 75H114V73H113ZM126 75H127V74H126ZM138 75H139V74H138ZM141 75H142V74H141ZM155 75H156V74H155ZM175 75H177V74H175ZM181 75H182V76H180V75H179V76H180V77H183V75L185 76V75H188V74H185V73L183 74V73H182ZM192 75H193V74H192ZM206 75H207V74H206ZM216 75H220V73H219V74L216 73ZM216 75H215V76H216ZM222 75H224V74H222ZM222 75H220V76H222ZM251 75H252V73H251ZM251 75H250V76H251ZM256 75H257V74H256ZM56 76H54V77H56ZM73 76H74V75H73ZM73 76H71L70 78H71V79L75 78V80H76L80 75L78 74V76L76 75V77H73ZM83 76H84V75H82V78H83ZM91 76H92V78H94L92 74H91ZM91 76H89V77H91ZM106 76H107V75H106ZM108 76H107V77H108ZM122 76H123V75H122ZM143 76H144V75H143ZM149 76H150V75H149ZM151 76H152V75H151ZM156 76H157V75H156ZM189 76H191V74H190ZM193 76H195V75H193ZM193 76H191V77H193ZM200 76H201V75H200ZM200 76H196V77H200ZM210 76H211V74H210ZM210 76H209V78H211ZM225 76H226V74H225ZM225 76H224V79H228V77H227L228 75L226 76L227 78H226ZM237 76H238V75H237ZM257 76H258V75H257ZM257 76H256V77H257ZM72 77H73V78H72ZM80 77H81V76H80ZM84 77L87 78V76H84ZM104 77H105V76H104ZM172 77H173V76H172ZM175 77H176V76H175ZM180 77H179V79H178V77H177V80H178L179 82H181V81L183 80V79H182V80L180 81ZM201 77H202V76H201ZM204 77H205V76H204ZM206 77H208V76H206ZM206 77H205V78H206ZM212 77H213V76H212ZM217 77H218V76L214 77V79L217 78ZM222 77H223V76H222ZM222 77H221V79H222ZM256 77H255V78H256ZM263 77H264V76H263ZM58 78H59V77H58ZM86 78H85L84 80H88V79H86ZM97 78H96V79H97ZM105 78H106V77H105ZM105 78H104V80H103V83H104V81H105ZM110 78H111V77H110ZM118 78H119V77H118ZM125 78H126V77H125ZM184 78H185V77H184ZM187 78H190V77L187 76ZM205 78H204V79H205ZM218 78H219V77H218ZM249 78H250V77H249ZM52 79H53V78H52ZM52 79H51V80H52ZM67 79H68V78H67ZM79 79H81V78H79ZM79 79H78V80H79ZM127 79H128V77H127ZM172 79H174V78H172ZM185 79H186V78H185ZM185 79H184V80H185ZM194 79H195V77H194ZM211 79H212V78H211ZM211 79H210V80H209V79H206V81L208 80V83L211 84V83L214 81V79H213L212 82H209V81H211ZM224 79H223V80H224ZM252 79H254V78H252ZM257 79H258V78H257ZM257 79H254V80H257ZM259 79H261V78H259ZM69 80H70V79H69ZM81 80H82V79H81ZM84 80H83V81H84ZM101 80H100V81H101ZM108 80H109V79H108ZM112 80H113V77L111 78V81H112ZM118 80H119V79H118ZM118 80H117V81H118ZM122 80H123V79H122ZM174 80H175V79H174ZM186 80H187V79H186ZM190 80H191V79H190ZM197 80L199 81L200 78H199V79L197 78ZM219 80H220V79H219ZM219 80H218V81H219ZM62 81H64V80H62ZM62 81L59 82V83H62ZM65 81H67V80H65ZM70 81H71V80H70ZM97 81H98V80H97ZM106 81H107V80H106ZM171 81H172V80H171ZM178 81H175V82L177 83ZM198 81H197V83H198ZM202 81H204V80H201V82H202ZM226 81H227V80H226ZM46 82H47V81H46ZM57 82H58V80H57ZM68 82H69V81L65 82V83L67 84V86H66L64 83H62V84H64L66 87H68ZM75 82H76V81H75ZM79 82H80V81H79ZM79 82H78V83H79ZM109 82H110V80H109ZM109 82H108V83H109ZM179 82H178V83H179ZM183 82H184V81H183ZM186 82H187V81H186ZM192 82H195V81L192 80ZM192 82H190L189 87L191 86ZM201 82L199 81L200 84L195 83V85L199 86V85L204 84V82H202V84H201ZM219 82H220V81H219ZM219 82H217V80H216V82H214V84H217V83H219ZM260 82H261V81H260ZM262 82H263V81H262ZM48 83H49V82H48ZM70 83L73 84L74 82L71 81ZM81 83H84V82H81ZM87 83H88V82H87ZM92 83H94V82H92ZM97 83H98V82H97ZM99 83H100V82H99ZM105 83H106V82H105ZM118 83H119V82H118ZM171 83H172V82H171ZM176 83L174 84V82H173V83L170 84V85H173V84H174V87H175V85H177ZM184 83H185V82H184ZM188 83H189V82H188ZM188 83H187V85L185 84V85L187 86V88H188ZM206 83H207V82H206ZM226 83H227V82H226ZM252 83H253V82H252ZM255 83H257V85H258L259 82L256 81ZM4 84H6V83H4ZM13 84H14V83H13ZM13 84H11V85H13ZM34 84H35V83H34ZM34 84H33V85H34ZM37 84H38V86H39V83H37ZM49 84H50V83H49ZM55 84H56V83H55ZM84 84H85V83H84ZM90 84H91V83H90ZM120 84H121V83H120ZM179 84H180V83H179ZM181 84H182V83H181ZM193 84H194V83H193ZM212 84H213V83H212ZM220 84H221V83H220ZM259 84H260V83H259ZM6 85H7V84H6ZM20 85H21V84H20ZM40 85H41V84H40ZM64 85H63V86H64ZM69 85H70V84H69ZM87 85H88V84H87ZM102 85H103V84H102ZM109 85H110V84H109ZM170 85H169V86H170ZM217 85H218V84H217ZM223 85H224V83H223ZM225 85H227V84H225ZM253 85H254V83H253ZM0 86H1V85H0ZM16 86H17V85H16ZM50 86H51V85H50ZM50 86H49V87H50ZM52 86H54V87H55V86H56V87L58 86V87H59V86H61V85H60V84L58 85V83H57L56 85L52 84ZM65 86H64V87H65ZM89 86H90V85H89ZM92 86H93V84H92ZM103 86H104V85H103ZM112 86H113V85H112ZM118 86H119V85H118ZM140 86H141V85H140ZM142 86H143V85H142ZM142 86H141V87H142ZM165 86H166V85H163V87H165ZM179 86H181V85H177L176 87L178 88ZM182 86H183V85H182ZM192 86H193V85H192ZM197 86H195V87H197ZM204 86H206V84H205ZM204 86H201V87H204ZM208 86H209V85H208ZM208 86H207V87H208ZM211 86H212V85H211ZM214 86H215V85H214ZM228 86H229V85H228ZM228 86H227V87H228ZM8 87H9V86H8ZM11 87H13V86H11ZM33 87H34V86H33ZM35 87H36V85H35ZM35 87H34V88H35ZM49 87H48V88H49ZM71 87H72V86H71ZM105 87H106V84H105ZM105 87H104V88H105ZM113 87H114V86H113ZM136 87H137V86H136ZM136 87L133 86V88H135V89H134L135 91H136ZM163 87H162V88H163ZM167 87H168V85H167ZM171 87H172V86H171ZM193 87H194V86H193ZM207 87H206V88H207ZM216 87H217V86H216ZM219 87H220V86H219ZM28 88H29V86H28ZM51 88H53V87H51ZM60 88H61V87H59V89H60ZM62 88H63V87H62ZM62 88H61V89H62ZM77 88H78V87H77ZM79 88H80V87H79ZM102 88H103V87H101L100 89L102 90ZM104 88H103V89H104ZM109 88H110V87H109ZM111 88H112V87H111ZM116 88H117V87H116ZM138 88H140V87H138ZM143 88L145 89L146 86L143 87ZM148 88H149V87H148ZM156 88H157V87H156ZM156 88L154 87V88H150V89H151V91H152V89H153V91H154V89H156ZM158 88H159V87H158ZM162 88H161V89L159 88V89H156V90L161 91ZM172 88H173V87H172ZM177 88H176V89H177ZM183 88L186 89L185 86H184ZM198 88L200 89V87H198ZM198 88L196 89V92H197ZM204 88H205V87H204ZM206 88H205V89H206ZM210 88H211V87H210ZM212 88H213V87H212ZM0 89H2V88H0ZM63 89H64V88H63ZM66 89H67V88H66ZM75 89H76V88H75ZM81 89H82V88H81ZM112 89H113V88H112ZM144 89H142V90H144ZM146 89H147V88H146ZM165 89H167V88H165ZM165 89H163V90L165 91ZM174 89H175V88H174ZM176 89H175V90H176ZM185 89H180V88H179L180 91H181V90H184V91L188 90V89H186V90H185ZM192 89L195 90V88H192ZM201 89H202V88H201ZM205 89H204V90H205ZM207 89H209V88H207ZM233 89H234V88H233ZM50 90H51V89L49 88V91H50ZM53 90H54V88H53ZM115 90L117 91V90H119V89L117 88V89H115ZM131 90H132V88H131ZM139 90H141V89H139ZM156 90H155V92H156ZM168 90H169V89H168ZM179 90H177V91H179ZM230 90H231V88H230ZM230 90H229V91H230ZM234 90H235V89H234ZM234 90H233V91H234ZM20 91H21V90H20ZM20 91H19V92H20ZM45 91H46V93H47L48 90H44V93H45ZM71 91H73V90H71ZM71 91H69V92H71ZM78 91H80V89H79ZM104 91H105V90H104ZM147 91H148V90H147ZM164 91H163V93H164ZM171 91H172V90H171ZM192 91H193V90H192ZM192 91H191V92H192ZM211 91H212V90H211ZM231 91H232V90H231ZM52 92H53V91H52ZM52 92H51V93H52ZM64 92H65V91H64ZM74 92H75V91H74ZM81 92H83V89L81 90ZM169 92H170V91H169ZM174 92H175V91H174ZM187 92H188V91H187ZM196 92H195V93H196ZM234 92H235V91H234ZM34 93H35V92H34ZM34 93H33V94H34ZM46 93H45V94H46ZM51 93H48V95L51 94ZM54 93H55V92H54ZM66 93H67V92H65V94H66ZM71 93H72V92H71ZM78 93H79V92H78ZM78 93H77V94H78ZM130 93H131V91H130ZM137 93H138V92H137ZM137 93H136V95H137ZM143 93H144V92H143ZM143 93H142V94H143ZM147 93H148V92H147ZM149 93L151 94L150 91H149ZM177 93H180V92H177ZM177 93L174 95V97L177 96ZM188 93H189V92H188ZM193 93H194V92H192L191 94H193ZM209 93H210V91H209ZM212 93H214V92H212ZM232 93H233V92H232ZM17 94H18V92L16 93V95H17ZM33 94H32V95H33ZM36 94L38 95V93H36ZM39 94H40V95H41V94L43 95V93H41V92H39ZM45 94H44V96H45ZM60 94H61V93H60ZM67 94H68V93H67ZM101 94H102V92H101ZM111 94H113V93H110V95H111ZM128 94H129V93H127V97H129ZM140 94H141V93H140ZM144 94H145V96L147 95L146 92H145ZM150 94H148L146 97L148 98V96H149ZM152 94H153V93H152ZM160 94H161V92H160ZM164 94H165V93H164ZM180 94H181V93H180ZM191 94L189 93V95H191ZM196 94H197V93H196ZM199 94H200V93H199ZM205 94H206V93H205ZM205 94H201V95H205ZM221 94H222V96H223V93H221ZM227 94H230V93H227ZM16 95H13V97L16 96ZM22 95H23V94H22ZM22 95H21V96H22ZM42 95H41V96H42ZM51 95H52V94H51ZM55 95H56V94H55ZM63 95H64V93H63ZM69 95H70V94H69ZM71 95H72V94H71ZM73 95H74V94H73ZM114 95H117V93H115ZM129 95H130V94H129ZM133 95H135V93H134V94L132 93L131 96H133ZM155 95H156V94H155ZM155 95H154V96H155ZM170 95H171V94H170ZM194 95H195V94H193V96H194ZM210 95H211V94H210ZM219 95H220V94H219ZM231 95H232V94H231ZM3 96H5V95H3ZM18 96H19V95H18ZM57 96H58V95H57ZM60 96H61V95H60ZM66 96H67V95H66ZM66 96L64 95V97H66ZM138 96H139V95H138ZM157 96H158V95H157ZM157 96H156V97H157ZM167 96H168V93H167ZM183 96H185V94H184ZM183 96H182V97H183ZM191 96H192V95H191ZM196 96H197V97H196L195 99L192 100L193 102H195L196 99H197L200 95L198 96V94H197ZM11 97H12V95H11ZM19 97H20V96H19ZM34 97H35V96H34ZM37 97H38V96H37ZM37 97H36V98H37ZM45 97H47V96H45ZM49 97H50V96H49ZM54 97H55V96H54ZM62 97H63V96H62ZM62 97H59V98H61V101H62ZM67 97H68V96H67ZM111 97H112V96H111ZM120 97H121V96H120ZM134 97H135V96H134ZM136 97H137V96H136ZM168 97L170 98V96H168ZM172 97H173V96H172ZM180 97H181V96H180ZM202 97H204V96H202ZM202 97H201V99H202ZM207 97H208V96H207ZM211 97H212V96H211ZM211 97H210V99H211ZM224 97H225V95H224ZM245 97H247V96H245ZM55 98H56V97H55ZM55 98H54V99H55ZM72 98H73V99H72ZM74 98H75V97L71 96V99H72V100H74ZM76 98H77V97H76ZM76 98H75V99H76ZM142 98H144V95L142 96ZM150 98H151V97H150ZM178 98H179V95H178ZM189 98H190V97H189ZM189 98H188V99H189ZM205 98H206V97H205ZM208 98H209V97H208ZM212 98H213V97H212ZM220 98H221V96H220ZM17 99H18V98H17ZM17 99H14V100H17ZM19 99H20V98H19ZM40 99H41V98H40ZM47 99H48V98H47ZM56 99H58V98H56ZM107 99H109L110 101H114V100H111V99L109 98V96L107 97ZM107 99H106V100H107ZM112 99H113V98H112ZM118 99H120V98H118ZM125 99H126V97H125ZM131 99H132V98H131ZM161 99H162V98H161ZM163 99H164V98H163ZM172 99H173V98H172ZM180 99L182 100V98H180ZM186 99H187V98H186ZM216 99H218V98H216ZM221 99H222V98H221ZM228 99H229V98H228ZM52 100H53V99H52ZM52 100H51L52 103H55V102H56V100H55V102H53L54 100H53V101H52ZM58 100H60V99H58ZM115 100H117V99H115ZM135 100H136V99H135ZM145 100H146V99H144V101H145ZM164 100H165V99H164ZM164 100H163V101H164ZM175 100H176V99H174V101H175ZM181 100H180V102H181ZM183 100H184V99H183ZM189 100H190V101H188V102H192V101H191V98H190ZM194 100H195V101H194ZM202 100H203V99H202ZM204 100H205V99H204ZM219 100H220V99H219ZM242 100H243V99H242ZM45 101H50V99H49V100H45ZM66 101H68L67 103H68V105H69V101H70V100L68 99V100H65V102H66ZM74 101H75V100H74ZM85 101H86V100H85ZM129 101H130V100H129ZM144 101H142V102L144 103ZM165 101H166V100H165ZM226 101H228V100H226ZM65 102H64V105H65ZM75 102H77V99H76ZM91 102H92V101H91ZM107 102H108V101H107ZM114 102H115V101H114ZM118 102H119V101H118ZM118 102L116 101V103H118ZM142 102H140V103H142ZM184 102H185V100H184ZM222 102H223V101H222ZM224 102H225V101H224ZM224 102H223V103H224ZM243 102H244V101H243ZM48 103H50V102H48ZM71 103H72V102H71ZM73 103H74V102H73ZM78 103H79V102H78ZM80 103H81V102H80ZM84 103H86V102H84ZM87 103H88V102H87ZM109 103H110V102H109ZM123 103H124V102H123ZM123 103H121V104L124 105ZM138 103H139V102H138ZM140 103H139V104H140ZM145 103H146V101H145ZM171 103H174L173 100H172ZM176 103H177V102H176ZM182 103H183V101H182ZM218 103H221V102H220V101H219V102H216L217 105H218ZM225 103H226V102H225ZM232 103H234V102H232ZM236 103H237V102H236ZM244 103H245V102H244ZM57 104H59V102H58ZM76 104H77V103H76ZM76 104H75V105H76ZM94 104H95V103H94ZM94 104L92 105L93 107H94ZM97 104H99V103H97ZM97 104H96V106H97ZM100 104H101V103H100ZM107 104H108V103H107ZM111 104H112V103H111ZM125 104H126V103H125ZM136 104H137V103H136ZM178 104H179V102H178ZM190 104H191V103H190ZM221 104H222V103H221ZM237 104H238V103H237ZM237 104H236V105H237ZM241 104H242V103H241ZM246 104H247V103H246ZM64 105H62L63 108H64ZM68 105H67V106H68ZM73 105H74V104H73ZM73 105H72V106H73ZM87 105H88V104H87ZM113 105H114V104H113ZM127 105H128V104H127ZM130 105H131V104H130ZM137 105H138V104H137ZM185 105H186V103H185ZM231 105H232V104H231ZM236 105H234V106H236ZM67 106H66V107H67ZM79 106H80V105H79ZM83 106H84V105H83ZM89 106H90V105H89ZM92 106H91V107H92ZM109 106H110V105H109ZM114 106H115V105H114ZM114 106H112V107H114ZM128 106H129V105H128ZM134 106H136V105H134ZM134 106H132V108H133ZM237 106L239 107V104H238ZM246 106H247V105H246ZM246 106H244V107H246ZM69 107L72 108L71 106H69ZM76 107H78V105H76ZM85 107H86V109H87V106H85ZM104 107H105V106H104ZM110 107H111V106H110ZM120 107H124V106H119V105H118V108H120ZM244 107H243V110H244ZM70 108H69V109H70ZM80 108H81V107H80ZM82 108H83V107H82ZM82 108H81V111H82ZM114 108H115V107H114ZM118 108H117V110H118ZM135 108H136V107H134V109H135ZM137 108H138V107H137ZM226 108H227V107H226ZM226 108H225V109H226ZM240 108H242V107H240ZM247 108H250V107H249V104H248ZM251 108H252V106H251ZM60 109H62V108H60ZM67 109H68V107H67ZM74 109H75V108H74ZM83 109H84V108H83ZM88 109H90V108H88ZM120 109H121V108H120ZM125 109H128V107L126 108V106H125ZM125 109H123V110H125ZM139 109H140V108H138L137 110H139ZM147 109H148V108H147ZM227 109H228V108H227ZM236 109H237V108H236ZM252 109H253V108H252ZM15 110H16V109H15ZM15 110L12 109V111H15ZM70 110H71V109H70ZM79 110H80V109H79ZM105 110H106V109H105ZM117 110H116V108H115V111H117ZM140 110H141V109H140ZM246 110H247V109H246ZM58 111H60V110H57V112H58ZM62 111H63V110H62ZM67 111H69V110H66V112H67ZM71 111L73 112V110H71ZM77 111H78V110H77ZM77 111H76V112H77ZM85 111H86V110H85ZM109 111H110V110H108V112H109ZM111 111H112V110H111ZM118 111H119V110H118ZM125 111H126V110H125ZM128 111H129V110H128ZM142 111H143V110H142ZM239 111H240V109H239ZM239 111H237V112H239ZM251 111H252V110H251ZM253 111H255V110H253ZM253 111H252V113H253ZM0 112H1V111H0ZM4 112H5V114H6V111H4ZM7 112H8V110H7ZM9 112H10V111H9ZM19 112H21V111H19ZM52 112H53V111H52ZM57 112H56V113H57ZM60 112H61V111H60ZM63 112H65V111H63ZM63 112H62V113H63ZM66 112H65V114L67 115L68 112H67V113H66ZM69 112H70V111H69ZM72 112H71V113H72ZM87 112H88V111H87ZM112 112H114V110H113ZM167 112L170 113L171 111H167ZM172 112H174V111H172ZM230 112H231V111H230ZM233 112H235V110H233ZM237 112H236V113H237ZM245 112H246V111H245ZM245 112H244V113H245ZM247 112H248V110H247ZM16 113H17V112H16ZM21 113H22V112H21ZM21 113H20V114H21ZM53 113H54V112H53ZM78 113H79V112H78ZM81 113H83V111H82ZM91 113L94 114L95 112H91ZM121 113H122V112H121ZM168 113H167V114H168ZM175 113H176V115L178 114L177 112H175ZM175 113H174V114H175ZM224 113H225V112H224ZM224 113H223V114H224ZM226 113H227V112H226ZM228 113H229V111H228ZM236 113H235V114H236ZM239 113H240V112H239ZM252 113L250 112V114H252ZM2 114H3V113H2ZM2 114H1V115H2ZM5 114H4V115H5ZM7 114H10V113H7ZM7 114H6V116H8ZM11 114H14V115H15V112H14V113L12 112ZM17 114H18V113H17ZM20 114H19V115H20ZM26 114H27V113H26ZM32 114H34V112H33ZM32 114H31V116H32ZM50 114H51V112H50ZM59 114H60V113H59ZM72 114H73V113H72ZM74 114H77V113H74ZM88 114H90V113H88ZM100 114H101V112H100ZM104 114H105V113H104ZM112 114H113V113H112ZM114 114H115V113H114ZM118 114H120V113H118ZM150 114H151V113H150ZM152 114H153V113H152ZM174 114H173V115H174ZM229 114H230V113H229ZM240 114H241V113H240ZM250 114H249V115H250ZM19 115H18V116H19ZM22 115H25V114L23 113ZM22 115H21V116H22ZM28 115H30V113H29ZM28 115H27V116H28ZM69 115H70V114H69ZM95 115H98V114L95 113ZM95 115H94V117L92 116V117H93L92 119H94V118L96 117ZM161 115H162V114H161ZM176 115H175V116H176ZM225 115H226V114H225ZM252 115H253V114H252ZM257 115H258V114H257ZM6 116H3V117L6 118ZM10 116H11V115H10ZM16 116H17V115H16ZM27 116H26V117H27ZM72 116H73V115H72ZM99 116H101V115H98V117H99ZM109 116H110V114H109ZM109 116H108V117H109ZM112 116H113V115H112ZM114 116H116V115H114ZM114 116H113V117H114ZM141 116H143V114H142ZM141 116H140V117H141ZM144 116H145V115H144ZM146 116H147V115H146ZM149 116H151V115H149ZM163 116H164V115H163ZM232 116H234V115L231 114V116L229 115L228 117H230V119H232V118H231ZM235 116H237V114H236ZM238 116H239V115H238ZM1 117H2V116H1ZM24 117H25V116H24ZM89 117H90V116H89ZM121 117H122V116H121ZM121 117H120V115H119V119H120ZM127 117H128V116H127ZM135 117H136V115H135ZM137 117H138V115H137ZM228 117L226 118V121L229 120ZM241 117H242V115H241ZM20 118H21V117H20ZM123 118H124V117H123ZM125 118H126V117H125ZM143 118H144V117H143ZM163 118H164V117H163ZM165 118H166V117H165ZM168 118H169V117H168ZM234 118H235V117H234ZM234 118H233V119H234ZM1 119H2V118H1ZM14 119H15V118H14ZM16 119H18V118H16ZM21 119L23 120V117H22ZM27 119L29 120V118H27ZM30 119H32V117H30ZM97 119H98V118H97ZM169 119H171V118H169ZM173 119L175 120V117H174ZM177 119H178V118H177ZM227 119H228V120H227ZM237 119H238V118H236V120H237ZM12 120H13V119H12ZM12 120H11V121H12ZM99 120H100V119H99ZM101 120H102V119H101ZM127 120H128V118L126 119V121H127ZM130 120H131V119H130ZM134 120H135V119H134ZM136 120H138V119H136ZM141 120H142V118H141ZM146 120H147V119H146ZM166 120H167V119H166ZM183 120H184V119H183ZM234 120H235V119H234ZM236 120H235V121H236ZM241 120H242V118H241ZM246 120H248V118H247ZM246 120H245V121H246ZM0 121H1V122H2V121L4 122V120H0ZM7 121H9V120H7ZM14 121H15V120H14ZM126 121H125V122H126ZM179 121H181V120H179ZM179 121H178V122H179ZM232 121H233V120H232ZM249 121H250V120H249ZM252 121H253V120H252ZM9 122H10V121H9ZM133 122H134V121H133ZM139 122H141V121H139ZM144 122H145V121H144ZM144 122H143V123H144ZM166 122H167V121H166ZM169 122H171V121H169ZM172 122H173V121H172ZM172 122H171V123H172ZM176 122H177V121H176ZM176 122H175V123H176ZM178 122H177V124H178ZM182 122H183V121H181V123H182ZM187 122H188V121H187ZM193 122H194V121H193ZM243 122H244V121H243ZM253 122H254V121H253ZM257 122H259V121H257ZM129 123H130V122H129ZM135 123H136V121H135ZM135 123H132V122H131V125H132V124H135ZM141 123H142V122H141ZM191 123H192V122H191ZM195 123H196V122H195ZM230 123H231V122H230ZM234 123H235V122H234ZM234 123H233V124H234ZM238 123H239V122H238ZM6 124H7V123H6ZM16 124H18V125L20 126V122H18V123H16ZM21 124H23V122H22ZM31 124H32V123H31ZM31 124H29V125H31ZM123 124H124V123H123ZM145 124H146V123H145ZM179 124H180V122H179ZM182 124H183V123H182ZM184 124H185V123H184ZM188 124L190 125L189 127H191V124H190V123H188ZM188 124H186V128H188V127H187ZM193 124H194V123H193ZM228 124H229V123H228ZM240 124H241V123H240ZM240 124H238V125H240ZM243 124H244V123H243ZM251 124H252V122H251ZM254 124H255V123H254ZM7 125H9V124H7ZM11 125H12V124H11ZM23 125H24V124H23ZM26 125H28V123H27ZM124 125H125V124H124ZM127 125H128V124H127ZM143 125H144V124H143ZM172 125H173V124H172ZM175 125H176V124H175ZM195 125H196V124H195ZM197 125H198V124H197ZM197 125H196V126H197ZM199 125H200V124H199ZM199 125H198V126H199ZM230 125H231V124H230ZM235 125H237V124L235 123ZM241 125H242V124H241ZM244 125H245V124H244ZM246 125H248V127H249V124H246ZM255 125H257V124H255ZM255 125H254V126H255ZM0 126H1V123H0ZM9 126H10V125H9ZM24 126H25V125H24ZM24 126H23L22 128H24ZM118 126H119V125H118ZM122 126H123V125H122ZM128 126H129V125H128ZM128 126H127V127H128ZM139 126H140V123H139L138 127H139ZM141 126H142V125H141ZM145 126H146L147 129H148L147 124H146ZM177 126H178V125H177ZM181 126H182V125H181ZM201 126H202V125H200V127H201ZM225 126L227 127V123H226ZM225 126H224V127H225ZM257 126H259V125H257ZM10 127H11V126H10ZM14 127H16V126H14ZM132 127H134V125H133ZM167 127H169V126H167ZM226 127H225V128H226ZM240 127H241V126H240ZM240 127H239V128H240ZM245 127H246V126H245ZM250 127H251V126H250ZM250 127H249V128H240L239 130H238V127H237V126H236L234 129H232L233 127H232V128L230 127V128L232 129L233 132H235V133H237V134H239V133H240V134H243V135H245V134L247 135V134H248V136L251 137V135H249V134H252V133H250V132H251L253 129L250 128ZM255 127H256V126H255ZM262 127H263V126H262ZM262 127H261V128H262ZM2 128H4V123H3V127H2ZM2 128L0 127V132H1V129H2ZM7 128H9V127L7 126ZM7 128H5V129L8 131ZM18 128H19V129H18ZM120 128H121V127H120ZM124 128H125V131H126V126H125ZM129 128H130V127H129ZM183 128H184V127H183ZM193 128H194V127H193ZM217 128L220 129L219 127H217ZM263 128H264V127H263ZM10 129H11V128H10ZM12 129H13V128H12ZM12 129H11V130H12ZM14 129H15V128H14ZM16 129L20 130L21 128H20V127H16ZM116 129H117V128H116ZM132 129L135 130L136 128H132ZM140 129H141V128H140ZM142 129H143V127H142ZM149 129H150V128H149ZM174 129H175V128H174ZM180 129H181V128H180ZM180 129H179V130H180ZM221 129H222V127H221ZM226 129H227V128H226ZM256 129H258V127H257ZM6 130H5V131H6ZM27 130H28V129H27ZM130 130H131V129H130ZM133 130H131V131H129V132H133ZM172 130H173V127H172ZM175 130H176V129H175ZM175 130H174V131H175ZM189 130H190V129H189ZM189 130H188V131H189ZM192 130H193V129H192ZM227 130H230V129H227ZM227 130H226V132H227ZM7 131H6V133H7ZM12 131H13V130H12ZM21 131H22V129L20 130V133L24 132V131H22V132H21ZM122 131H123V130H122ZM127 131H128V130H127ZM157 131H158V130H157ZM177 131H178V130H177ZM194 131H195V130H194ZM196 131H197V129H196ZM212 131H213V130H212ZM221 131H222V130H221ZM10 132H11V131H10ZM10 132H9V134L11 135L12 132H11V133H10ZM16 132H17V131H15V133H16ZM119 132H120V130H119ZM135 132H136V131H135ZM137 132H138V131H137ZM144 132H145V131H144ZM144 132L142 131V134H143ZM146 132H147V131H146ZM146 132H145V135H146ZM158 132H159V131H158ZM171 132H172V131H171ZM186 132H187V130H186ZM192 132H193V131H192ZM217 132H218V130H217ZM230 132H231V131H230ZM230 132H229V133H230ZM147 133H149V132H147ZM172 133H173V132H172ZM220 133H221V132H220ZM227 133H228V132H227ZM120 134H121V132H120ZM125 134H126V133H125ZM128 134H129V133H128ZM128 134H127V135H128ZM138 134L141 135L139 132H138ZM154 134H155V133H154ZM154 134H153V137H155ZM156 134H157V133H156ZM169 134H170V133H169ZM177 134H179V133L177 132ZM177 134H176V135H177ZM193 134H194V133H193ZM237 134H236V135H237ZM2 135H5V133L2 132ZM14 135H15V134H14ZM16 135L18 136V133H17ZM16 135H15V136H16ZM117 135H118V134H117ZM123 135H124V134H123ZM127 135H126V136H127ZM131 135H133V134H131ZM135 135H136V134H135ZM139 135H138V137H139ZM145 135H144V136H145ZM149 135H151V134H149ZM149 135H148V136H149ZM170 135L172 136V134H170ZM173 135H175V134L173 133ZM180 135H181V134H180ZM228 135H229V134H228ZM230 135H231V134H230ZM233 135H235V134H233ZM15 136L12 135V139L17 137V136L15 137ZM19 136H20V135H19ZM93 136H95V135L93 134ZM119 136H120V135H119ZM119 136H118V137H119ZM121 136H122V134H121ZM126 136H125V137H126ZM142 136H143V135H142ZM148 136H147V137H148ZM159 136L161 137V135H159ZM159 136H158V137H159ZM167 136H168V135H167ZM178 136H179V135H178ZM222 136H225V135H222ZM226 136H227V134H226ZM239 136H240V135H239ZM87 137H88V136H87ZM90 137H91V135H90ZM95 137H97V135H96ZM99 137H100V138H103L102 135L99 136ZM112 137H113V136H112ZM122 137H123V136H122ZM132 137H133V136H131V138H132ZM135 137H136V136H135ZM165 137H166V135H165ZM174 137H175V136H174ZM242 137H243V136H242ZM62 138H63V137H62ZM91 138H92V137H91ZM104 138H105V137H104ZM140 138H143V137H139V139H140ZM151 138H152V137H151ZM162 138H163V137H162ZM222 138H223V137H222ZM224 138H225V137H224ZM226 138H227V137H226ZM252 138H253V137H252ZM258 138H259V136H258ZM258 138H257V140H258ZM16 139H17V138H16ZM59 139H61V138H59ZM96 139H97V138H96ZM114 139H115V138H113L112 141H114ZM149 139H150V138H149ZM240 139H241V138H240ZM243 139H245V136H244ZM246 139L248 140V137H247ZM250 139H251V138H250ZM250 139H249V140H250ZM62 140H63V139H62ZM62 140H61V142H62ZM98 140H99V139H98ZM102 140H103V139H102ZM115 140H116V139H115ZM119 140H120V138H119ZM132 140H134V139H132ZM135 140H136V139H135ZM150 140H152V139H150ZM159 140H160V139H159ZM165 140H166V138H165ZM175 140H176V138H175ZM252 140H253V139H252ZM261 140H264V139H261ZM13 141L15 142L14 139L11 140V141H9V142H11L10 144H12ZM16 141H17V140H16ZM55 141H56V140H55ZM59 141H60V140H59ZM100 141H101V139H100ZM117 141H118V140H117ZM117 141H116V142H117ZM137 141H138V139L136 140V142H137ZM172 141H173V140H172ZM14 142H13V146H14ZM18 142H19V141H18ZM20 142H21V141H20ZM101 142L104 143V141H101ZM109 142H110V141H109ZM136 142H134V143H136ZM140 142H141V139H140ZM140 142H139V143H140ZM142 142H143V141H142ZM146 142H147V141H146ZM163 142H164V141H163ZM167 142H168V141H167ZM252 142H253V141H252ZM261 142H262V141H260V144H263V143H261ZM66 143H67V142H66ZM93 143H94V142H93ZM105 143H106V142H105ZM112 143H113V142H112ZM132 143H133V142H132ZM150 143H151V141H150ZM173 143H175V142H173ZM244 143L246 144V142H244ZM253 143H254V142H253ZM99 144H101V143H99ZM106 144H107V143H106ZM144 144H147V143H144ZM151 144H152V143H151ZM155 144H156V143H155ZM175 144H177V142H176ZM242 144H243V143H242ZM260 144H259V145H260ZM7 145H8V142H7ZM53 145H54V144H53ZM84 145H85V144H84ZM86 145H89V144H86ZM103 145H104V144H103ZM137 145H138V144H137ZM148 145H149V144H148ZM157 145H158V142H157ZM160 145H161V142H160ZM172 145H173V144H172ZM246 145L249 146V144H246ZM246 145H244L243 147H245ZM257 145H258V143H257ZM257 145H256V146H257ZM13 146H9V147H12V148H13ZM17 146L19 147V144H18ZM63 146H64V145H63ZM65 146H66V145H65ZM65 146H64V148L66 149L67 146H66V147H65ZM96 146H97V145H96ZM105 146H106V145H105ZM107 146H108V145H107ZM142 146H144V145H142ZM150 146H151V145H150ZM154 146H155V145H154ZM162 146H165V148H166V147H171V145H170L169 143H166V142H165L164 145L162 144L161 147H162ZM251 146H252V145H251ZM251 146H250V148H251ZM260 146H261V145H260ZM5 147H8V146H5ZM9 147H8V148H9ZM52 147H53V146H52ZM55 147H56V146H54L53 148L55 149ZM57 147H58V146H57ZM69 147H70V146H69ZM102 147H103V146H102ZM138 147H139V145H138ZM151 147H152V146H151ZM156 147H158V146H156ZM156 147H154V148L157 149ZM159 147H160V146H159ZM175 147H176V146H175ZM253 147H254V148H257V147H255V143H254ZM253 147H252V150H254ZM258 147H259V146H258ZM261 147H262V146H261ZM263 147H264V146H263ZM19 148H20V147H19ZM49 148H50V147H49ZM49 148L47 147L45 150H47V149H49ZM53 148H52V151H54L53 153H55V150H53ZM99 148H100V146H99ZM250 148H248V149H250ZM50 149H51V148H50ZM59 149H60V148H59ZM65 149H64V150H65ZM68 149H69V148H68ZM70 149H72V146H71ZM70 149H69V150H70ZM74 149H75V148H74ZM155 149H154V150H155ZM170 149H172V148H170ZM17 150H18V149H17ZM17 150H16V151H17ZM43 150H44V149H43ZM43 150L40 151L41 154H42V151H43ZM45 150H44V152L48 153V152L45 151ZM57 150H58V149H56V152H57ZM72 150H73V149H72ZM72 150H71V151H72ZM87 150H88V149H87ZM99 150H100V151H103L104 149H99ZM99 150H98V151H99ZM142 150H143V149H142ZM146 150H147V149H146ZM150 150L154 151L153 148H152V149L150 148ZM165 150H166V149H165ZM165 150H163V151L166 152ZM13 151L16 152L15 149H14ZM59 151H60V150H58V152H59ZM79 151H80V150H79ZM79 151H78V152H79ZM172 151L175 152L174 149H173ZM245 151H246V150H245ZM254 151H255V150H254ZM7 152H8V151H7ZM10 152H11V151H10ZM21 152H22V151H21ZM63 152H64V151H63ZM65 152H68V151L65 150ZM73 152H76V151H73ZM73 152H71V153L73 154ZM78 152H77V153H78ZM85 152H86V151H85ZM146 152H147V151H146ZM150 152H151V151H150ZM155 152H156V150H155ZM155 152H154V153H155ZM157 152H160V151L157 149ZM157 152H156V153H157ZM167 152L169 153V150H168ZM173 152H172V153H173ZM3 153H4V152H3ZM5 153H6V152H5ZM5 153H4V154H5ZM8 153H9V152H8ZM16 153H17V152H16ZM38 153H39V152H38ZM93 153H94V152H93ZM98 153H99V152H98ZM102 153H103V152H102ZM154 153H153V154H154ZM156 153H155V154H156ZM172 153H171V154H172ZM246 153H247V152H246ZM4 154H3V155H4ZM13 154H14V153H13ZM60 154L63 155L62 153H60ZM64 154H66V153H64ZM69 154H70V153H69ZM72 154H71V155H72ZM88 154H89V153H88ZM148 154H149V153H148ZM148 154H146V155L148 156ZM151 154H152V153H151ZM151 154H150V155H151ZM164 154H165V153H164ZM0 155H1V154H0ZM9 155H10V154H9ZM48 155H49V154H47L46 156H48ZM56 155H57V154H56ZM58 155H59V154H58ZM66 155L68 156V154H66ZM76 155H77V154H76ZM156 155H157V154H156ZM158 155H159V154H158ZM158 155H157V156H158ZM169 155H170V154H169ZM169 155H168V156H169ZM176 155H177V152H176L175 156H176ZM251 155H252V154H251ZM15 156H16V155H15ZM46 156H45V157H46ZM50 156H51V155H50ZM153 156H154V155H153ZM160 156H161V155H160ZM9 157H10V156H9ZM9 157H7V158H9ZM13 157H14V156H13ZM16 157H17V156H16ZM51 157H52V156H51ZM62 157H63V156H62ZM64 157H65V156H64ZM64 157H63V158H64ZM77 157H79V156H77ZM148 157H149V156H148ZM169 157L171 158V155H170ZM172 157H173V156H172ZM249 157H250V155H249ZM10 158H11V157H10ZM55 158H56V157H55ZM63 158H61V159H63ZM68 158H70V157H68ZM72 158L74 159V156H73ZM154 158H155V156H154ZM5 159H6V158H5ZM53 159H54V158H53ZM73 159H72V160L70 159V161H73ZM150 159H152V155H151V158H150ZM161 159L163 160L164 158L161 157ZM161 159H160V160H161ZM174 159H175V158H174ZM174 159H173V160H174ZM12 160H13V159H12ZM55 160H56V159H55ZM74 160H77V159H74ZM118 160H119V159H118ZM118 160H117V161H118ZM153 160H155V159H153ZM167 160H169V159L167 158ZM51 161H52V160H51ZM58 161H59V160H58ZM64 161H66V158H65ZM64 161H61V162H59V163H62V162H64ZM113 161L115 162V159H114ZM157 161H158V160H157ZM170 161H171V160H170ZM170 161H168V164H169V165H170V163H169ZM174 161H175V160H174ZM8 162H9V161H8ZM48 162H49V160H48ZM54 162H55V161H54ZM76 162H78V161H76ZM76 162H75V163H76ZM154 162H156V161H154ZM154 162H152V163L154 164ZM158 162H160V161H158ZM163 162H164V161H163ZM163 162H162V163H163ZM197 162H198V161H197ZM5 163H6V162H5ZM10 163H11V162H10ZM57 163H58V162H57ZM65 163H66V162H65ZM172 163H173V162L171 161V164H172ZM174 163H176V162H174ZM42 164H44V165L47 166V164H45V163H42ZM48 164H49V163H48ZM50 164H52V163H50ZM157 164L159 165V163H157ZM168 164H166V165H168ZM177 164H179V163L177 162L175 165H177ZM52 165H53V164H52ZM59 165H60V164H59ZM142 165H144V164H142ZM155 165H156V164H155ZM169 165H168V166H169ZM172 165H173V164H172ZM12 166H13V165H12ZM42 166H43V165H42ZM49 166H50V165H49ZM60 166H61V165H60ZM170 166H171V165H170ZM3 167H4V166H3ZM7 167H8V165H7ZM7 167H6V168H7ZM10 167H11V166H10ZM10 167H9V168H10ZM15 168H16V167H15ZM0 169H1V168H0ZM10 169H11V168H10ZM121 169H122V168H121ZM167 169H170V167H169V168L167 167ZM197 169H200V167H197V166H196V170H197ZM1 170H2V169H1ZM1 170H0V171H1ZM200 170H201V169H200ZM127 171H128V170H127ZM167 171H169V170H167ZM1 172H2V171H1ZM1 172H0V173H1ZM55 172L58 173V171H54V173H55ZM59 172L61 173V171H59ZM2 173H3V172H2ZM4 173H5V172H4ZM197 173H198V172H197ZM200 173H202V171H201ZM154 174H155V173H154ZM156 174H157V173H156ZM6 175H7V174H6ZM52 175H53V172H52ZM56 175L58 176V175H60V174H56ZM56 175H55V176H56ZM150 176H153V175H150ZM156 176H157V175H156ZM159 176H160V175L158 174V177H159ZM161 177H162V176H161ZM165 177H166V176H165ZM146 178H147V177H146ZM153 178H154V177H153ZM134 179H135V178H134ZM163 179L166 180L164 177H163ZM167 179H168V178H167ZM0 180H1V179H0ZM151 180H152V179H151ZM2 181H3V180H2ZM155 181H156V180H155ZM161 181H162V180H161ZM161 181H159V182H161ZM166 181H167V180H166ZM151 182H152V181H150V183H151ZM153 182H154V181H153ZM159 182H158V183H159ZM163 182H164V181H163ZM156 183H157V182H156ZM156 183L154 182V184H156ZM166 183L169 185L168 181H167ZM159 184H160V183H159ZM159 184H156V185H159ZM146 185L148 186V183H147ZM146 185H145V186H146ZM151 185H152V184H151ZM151 185H150V186H151ZM162 185H163V184H162ZM164 185H166V184L164 183ZM168 185H166V186L168 187ZM147 186H146V187H147ZM151 187H152V186H151ZM154 187H155V185H154ZM161 187H162V186H161ZM163 187H164V186H163ZM167 187H166V188H167ZM143 188H144V187H143ZM147 188H148V187H147ZM156 188H158V187H156ZM145 189H146V188H145ZM148 189H149V188H148ZM154 189H155V188H154ZM154 189H153V190H154ZM160 189H161V188H160ZM155 190H156V189H155ZM145 191H146V190H145ZM159 192H161V191H159ZM18 193H19V192H18ZM21 194H22V193H21ZM26 195H27V194H26ZM28 195H29V194H28ZM17 196H20V195H17ZM17 196H16V198H17ZM21 196H22V195H21ZM23 196H24V195H23ZM29 196H30V195H29ZM16 198H15V199H16ZM20 198H21V197H20ZM25 198H26V197H25ZM17 199H19V198H17ZM26 199H27V198H26ZM26 199H23V200H26ZM30 199H31V198H29L28 200H30ZM82 200H83V199H82ZM84 200H85V199H84ZM88 201H89V200H88ZM75 202H76V201H75ZM81 202H83V201H81ZM11 203H12V202H10V204H11ZM16 203H17V202H15V204H16ZM24 203H25V202H24ZM73 203H74V202H73ZM73 203H72V204H73ZM88 203H89V202H88ZM88 203H87V204H88ZM7 204H8V203H7ZM17 204H18V203H17ZM26 204H27V202H26ZM26 204H25V206H26ZM72 204H71V206H72ZM76 204H77V203H75V205L72 206V207L74 208V207L76 206ZM82 204H84V203H82ZM82 204H80V205H82ZM4 205H5V204H4ZM13 205H14V203H13ZM23 205H24V204H23ZM78 205H79V204H78ZM80 205H79V208H80ZM88 205H89V204H88ZM0 206H1V205H0ZM6 206H7V205H6ZM16 206H17V207H16ZM16 206H15V209L18 208V205H16ZM263 206H264V204H263ZM4 207H5V206H4ZM4 207H2V209H3ZM11 207H12V205H11ZM19 207H20V205H19ZM22 207H24V206H22ZM77 207H78V206H77ZM13 208H14V207H13ZM26 208H27V206H26ZM83 208H85V207H83ZM8 209H10L9 206H8ZM19 209H20V208H19ZM27 209H29V207H28ZM6 210H7V208H6ZM79 210H81V209H79ZM79 210H78V211H79ZM261 210H264V209H260V211H261ZM9 211H10V210H9ZM9 211H8V212H9ZM11 211H12V210H11ZM11 211H10V212H11ZM21 211H22V210H21ZM21 211H19L18 213H20ZM23 211H24V210H23ZM26 211H28V210H26ZM82 211H84V209H83ZM1 212H3V211H1ZM14 212H16V211H14ZM79 212H80V211H79ZM262 212H263V211H262ZM3 213H4V212H3ZM18 213H16V214H18ZM258 213H259V212H258ZM16 214H15V215H16ZM21 214H22V212H21ZM21 214H18V216L21 215ZM3 215H4V214H3ZM15 215H13V216H15ZM22 215H23V214H22ZM24 215H25V212H24ZM260 215H261V214H260ZM228 216H229V215H228ZM261 217H263V216H261ZM8 218H10V216H9ZM16 219H17V218H16ZM18 219H19V217H18ZM151 220H152V219H151ZM7 221H8V222H9V221L12 222V220H10V219L7 220ZM16 221H17V220H16ZM233 221H234V220H233ZM236 221H237V220H236ZM13 222H14V219H13ZM141 222H142V224H144V225H145V223H146V222H144V221H142V220H141ZM143 222H144V223H143ZM150 222H151V221H150ZM150 222H148V223L150 224ZM14 223H15V222H14ZM148 223H147V224H148ZM12 224H13V223H12ZM134 224H135V223H134ZM144 225H143V226H144ZM132 226H133V224H132ZM134 226H135V225H134ZM134 226H133V227H134ZM138 226H140L139 222H138ZM141 226H142V225H141ZM128 227H129V226H128ZM128 227H127V228H128ZM144 227H145V226H144ZM255 227H256V226H255ZM130 229H132V228H131V224H130ZM130 229H129V230H130ZM140 229H141V228H140ZM143 229H144V228H143ZM258 229H259V228H258ZM262 229L264 230L263 226H262ZM121 231H122V230H121ZM121 231H120V232H121ZM126 231H127V230H126ZM138 231H139V230H138ZM149 232H150V231H149ZM149 232H148V233H149ZM128 233H130V232H128ZM128 233H127V234H128ZM142 233H144V235H146V234H145L146 232H145V230H144V232H138V233H137V232H135V233L133 232V236H131V237L129 236V237H130V239L136 240L135 242H137V241H138L137 239H140ZM116 234H117V232H116ZM121 234H122V233H121ZM121 234H120V235H121ZM131 234H132V233H131ZM131 234H130V235H131ZM124 235H125V234H124ZM144 235H143V236H144ZM116 236L118 237V235H116ZM139 236H140V237H139ZM143 236H142V237H143ZM109 237H110V236H109ZM109 237H108V238H109ZM111 237H112V236H111ZM122 237H123V236H122ZM145 237H147V236H145ZM148 237H149V235H148ZM148 237H147V239L149 240ZM151 237H152V236H151ZM151 237H150V240H152V238H153V237H152V238H151ZM114 238H116V237L114 236ZM114 238H112V239H114ZM126 238H127V235H126ZM126 238H125V239H126ZM117 239H118V241L120 240V238H117ZM144 239H146V238H143V240H144ZM97 240H98V239H97ZM102 240H103V239H102ZM104 240H105V239H104ZM104 240H103V241H104ZM110 240H111V239H110ZM126 240H127V239H126ZM143 240L140 239L141 243L143 242ZM148 240L146 241V242H147L146 244H148V243L151 242V241L148 242ZM108 241H109V240H108ZM111 241H112V240H111ZM111 241H110V242H111ZM118 241H117V242H118ZM123 241H124V239H123ZM129 241H130V240H129ZM131 241H132V240H131ZM115 242H116V240H115ZM117 242H116V244H118ZM126 242H127V241H126ZM97 243H98V242H97ZM120 243H123V242L120 241ZM127 243H128V242H127ZM130 243H131V242H130ZM137 243H139V245H140V242H139V241H138ZM137 243H136V244H135V243L133 244V242H132V244H133L134 246H135V245H138ZM93 244H94V243H93ZM107 244H108V243H107ZM107 244H106V245H107ZM109 244H110V243H109ZM123 244H124V243H123ZM150 244H151V243H150ZM95 245H96V244H95ZM97 245H98V244H97ZM103 245H104V244H103ZM119 245H120V244H119ZM126 245H127V244H126ZM128 245H129V244H128ZM130 245H131V244H130ZM130 245H129V246H130ZM133 245H132V246H133ZM89 246H90V245H89ZM89 246H88V247H89ZM91 246H93V245L91 244ZM112 246H114V245H112ZM140 246H142V245H140ZM140 246H139V247H140ZM94 247H95V246H94ZM94 247H93V248H94ZM96 247H98V246H96ZM109 247H110V246H109ZM123 247H124V246H123ZM123 247H121V248H123ZM130 247H131V246H130ZM90 248H91V247H90ZM106 248H107V246H106ZM110 248H111V247H110ZM113 248H114V247H113ZM119 248H120V247H117L118 250H119ZM124 248H125V247H124ZM126 248H127V247H126ZM128 248H129V247H128ZM131 248H134V247H131ZM131 248H130V249H131ZM136 248H137V247H136ZM85 249H87V248H85ZM100 249H101V248H99V249H97V250H100ZM134 249H135V248H134ZM137 249H138V250H141V249H139V248H137ZM74 250H75V249H74ZM77 250H78V249H77ZM82 250H83V249H82ZM93 250H94V249H92L91 251H93ZM106 250H108V249H106ZM114 250H115V249H114ZM131 250H132V249H131ZM138 250H137V251H138ZM102 251H105V250H102ZM109 251H110V250H109ZM115 251H117V250H115ZM246 251H247V250H246ZM246 251H245V252H246ZM135 252H136V251H135ZM247 252H248V251H247ZM71 253H72V252H71ZM75 253H76V252H75ZM75 253H73V254H75ZM77 253H78V252H77ZM92 253H93V252H92ZM94 253H95V252H94ZM94 253H93V254H94ZM99 253H101V252H99ZM133 253H134V252H133ZM241 253H242V252H240V254H241ZM243 253H244V252H243ZM243 253H242V254H243ZM248 253H249V252H248ZM93 254H92V255H93ZM245 254H246V253H245ZM250 254H251V252H250ZM262 254H263V253H262ZM96 255H97V254H96ZM96 255H94V256H96ZM178 255H179V254H178ZM180 255H181V254H180ZM243 255H244V254H243ZM246 255H247V254H246ZM252 255L254 256V253H252ZM75 256H76V255H75ZM79 256H80V255L77 256L78 258H77V257H74L75 259L73 260V257H72V254H71L72 261H70L68 264H73V263L79 261V260L82 258L81 256H80V257H79ZM87 256H88V255H87ZM90 256H91V255H90ZM249 256H250V255H249ZM255 256H257V255H255ZM263 256H264V254H263ZM66 257H67V255H66ZM69 257H70V256H69ZM85 257H86V256H85ZM175 257H176V256H175ZM178 257H179V256H178ZM178 257H177V259H178ZM180 257H183V259H184L186 256H180ZM67 258H68V257H67ZM86 258H87V257H86ZM92 258H94V257H92ZM186 258H188V257H186ZM245 258H246V257H245ZM247 258H248V257H247ZM251 258H253V257H249L248 259L251 260V261H252L253 259H256V258H253V259H251ZM257 258L259 259V257H257ZM260 258H261V256H260ZM64 259H65V258H64ZM64 259H63V261H64ZM83 259H84V258H83ZM190 259H192V258H190ZM258 259H256V260L258 261ZM60 260H61V259H60ZM85 260H86V259H85ZM175 260H176V259H175ZM180 260L183 261V262H186L185 259L182 260V258H181V259H179V261H180ZM187 260H188V259H187ZM256 260H254V261H256ZM68 261H69V260H68ZM80 261H81V260H80ZM177 261H178V260H177ZM177 261H175V262H177ZM190 261H191V260H189V262H190ZM192 261H194V260L192 259ZM244 261H247V259H244ZM57 262H58V261H57ZM66 262H67V261H66ZM164 262H166V261H164ZM173 262H174V261H173ZM175 262H174V263H175ZM194 262H195V261H194ZM55 263H56V262H55ZM55 263H54V264H55ZM59 263H60V262H59ZM79 263H82V262H78V264H79ZM48 264H51V263H48ZM57 264H58V263H57ZM64 264H67V263L64 262ZM75 264H76V263H75ZM187 264H188V263H187ZM191 264H192V263H191Z\"/></svg>",
  "mask_w": 264,
  "mask_h": 264
}]
</instances>
